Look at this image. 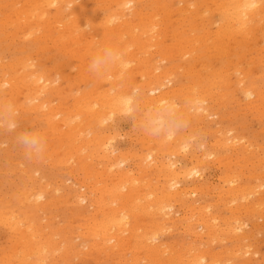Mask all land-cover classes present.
<instances>
[{
    "label": "bare ground",
    "instance_id": "1",
    "mask_svg": "<svg viewBox=\"0 0 264 264\" xmlns=\"http://www.w3.org/2000/svg\"><path fill=\"white\" fill-rule=\"evenodd\" d=\"M128 3H131V5H132V7H131V9H127V8H125V5L126 4H128ZM212 6L213 8H211L210 6ZM211 14V15H210ZM205 15H208V16H206V17H214L213 19H212V21L209 19V21L207 20L206 22H209V23H211V25H212V23L216 26V29L214 30V32H212V31H210V30H208V28H209V26H204L205 24L203 23V21L205 20ZM210 15V16H209ZM111 16H116V17H119V22L118 23H115V24H110L109 23V19H110V17ZM204 18V19H203ZM208 18H206V19H208ZM191 22H193V23H191ZM194 22H196V23H194ZM205 22V21H204ZM205 22V23H206ZM264 23V0H0V40H1V38H5V39H9V41H7V42H9L10 43V39L11 40H14L15 41V39H18V44L20 43V41L22 40V43H24V41L25 42H33V43H36V44H39L40 42H42V41H44V42H51V43H53V45H54V48L56 47H58V48H60V49H65L66 51H67V53H70L71 54V56H73L74 57V59H76V65H79V68H77V66H76V68H74L73 67V65H72V61H70V60H68L70 63H71V67H73V70L74 69H76L77 70V72H78V70H82L83 71V69H85V71H83V72H85L86 74H87V72H88V76H89V78H87V81L88 80H90V86H89V88H86L84 91H82L81 90V92L79 91H75L74 89H73V87L72 86H70V88H71V91L68 93L69 94V96H71L72 94H70V93H72L73 91H74V93H73V95H72V98H71V100H72V103L71 102H69L68 100H66V98H65V100H66V103H63V105L64 104H66V105H68V107L66 106V105H64L66 108L65 109H63V108H61V106L63 107V105H61L60 104V102L61 101H59V97H58V95H57V97H56V100L58 99V103H55L56 101H53V100H55L54 99V97L53 96H55V95H49L50 97L52 96V102H54L56 105H53V104H50V102L49 101H47L46 99H42V93H47V97H48V91H54V93L55 92H58V85H57V83H55L54 84V82L56 81H54V79H57L58 77L55 75V73H54V75L56 76V77H52L51 78V76H49L47 73H41V72H38V70L36 69V68H34V66L35 65H37V64H34V62L35 63H37L35 60H33L34 62H33V64L30 62V57H28L29 58V60L27 59V58H25V59H19V60H17V61H15L13 58V60L15 61V62H13V60H12V62H10V63H6V64H0V82L2 83V85L3 84H5V85H7V97H2L1 99H0V102H4V101H11L14 105H15V107L17 108V107H20V110H21V108H23L21 111H23L24 109H26V108H28L29 109V112L30 113H32L31 111H33V112H40L41 114H42V117H43V121H45L46 123H47V125H48V127L50 128V129H52L54 132L55 131H58V132H56L57 133V137H58V134H60L61 136H64V138L66 139V144L68 143L69 144V146H67V147H70L69 149L70 150H68V148L67 149H65V151L66 150H68V152H71V154L74 152V154H76V156H78L79 157V162L77 161V159H78V157H76V161L78 162V164H80V165H77L76 163V165L77 166H81L82 168H84L85 166H86V168H88L89 169V167H90V164L88 163V165H89V167H88V165H85V163L87 164V162H90V160L88 161L87 160V162H85L84 163V161L87 159V158H91V154L90 153H92L94 150H90L91 152L89 153L86 149L87 148H91V147H88V146H92V144H100V141L98 142V139H100V138H102V141H101V144L98 146L99 147V149L101 150V152H102V154L100 155V154H96L95 153V159H98L100 156L102 157L103 156V153H104V156L103 157H105L106 159H107V162H108V165H106V166H108V169H107V171L105 170V168L103 167L105 164H101L100 163V161H99V166H102L104 169H102V171H104V172H99L100 174H103L104 175V173H106L107 174V176L106 177H104V179L105 178H108V179H110L111 180V182L110 181H108V183L110 182V185L109 186H106V182H99L98 181V183H100V185L101 184H104L105 185V187L103 186V188H101V193H100V195H99V197L97 198L96 197V195H95V198H94V201L92 202L93 203V205H94V203H96V205L97 204H99L101 207H103L102 205H104V207L106 208V210L104 211V210H102L104 213H103V215L101 214V216H102V219L100 218L101 216L100 215H98L99 217H98V221L96 220V222H92L93 224H91V226H89V225H87V227L89 226V229H90V232H89V239L91 238L92 239V237L91 236H93V239H94V237H95V240H97V238L99 237V243H96L97 245H101L102 247H104L105 246V250L106 251H103V252H101L100 250L101 249H103V248H101V249H99L98 251L100 252H98V251H96V252H98L99 253V255L101 254V253H105L106 255H107V253L106 252H108L107 250V248H109V247H112V249H114V250H112V251H114L116 254V256H118L119 254H120V251H121V253L123 252L122 250H120V251H118V252H116L115 251V248H113V246H115V247H120L121 248V246L122 247H125V246H123V242H124V236H123V234H122V232L124 231H127L128 230V228L126 227V229H124V226H123V224H125L126 222H128V221H130L128 218H130V219H133V215L131 214V212H132V210H136L137 208L138 209H144L145 211L147 210V211H150V210H152V213L154 214V213H160L159 214V217L158 218H160L161 219V221L160 222H164L165 223V221H166V219L169 217V216H167L168 215V213L165 211V208H172V202L173 201H175L174 203H178V200H175L176 198H179V201H181V200H184L185 201V197H187V196H196V194L198 193V189L200 190V187L199 188H197L196 189V187L195 188H186V187H184V186H182L181 185V181H180V179L181 178H183V177H194V176H198V177H202V173H201V168L200 169H198V164H197V162H198V158L200 157V156H198V154L196 155V152H194V153H192L191 155H189V157H188V155H187V160L185 161V164L186 165H188V164H191L192 166L190 167H186L185 166V164L183 165V166H181L180 164L182 163H180L179 164V159L177 158V159H170V157H168L165 161L163 160V159H159V156L156 154L157 152H154V150L156 151L157 149H159L160 150V153L162 154V153H164L165 151H161V149L164 147V146H168V147H171L173 144H175V146L174 147H176V149H174V147L172 148V150L174 149V150H178L177 149V146H179V143H180V145H181V151H182V149L184 150V151H188V149L187 150H185V147H184V144H185V137L183 138V137H180V136H177V137H175L173 140H171V141H167V142H165V141H162V140H159V139H156V138H154V137H151V136H149V135H147V134H145L146 135V137H147V141H148V144L149 143H153L154 144V148L153 149H149V148H147V150L146 151H148V152H146V155L144 156V158H143V156L141 157V154H140V159L142 160V158H143V161H141L140 160V162L142 163V162H145L144 164L142 163V165H139V166H137V168L135 167V168H133V167H130V165H127L126 167H122L121 165L122 164H120V163H122L123 161H124V159H125V157H123L124 155H126V154H124V153H122V154H120V152H119V155H115L114 154V151H115V149L114 148H111V149H108V146L106 145V142L105 141H103L104 139L103 138H108V137H101L100 136V138L98 137L99 135H98V132H94L95 131V127H94V131H93V126L94 125H92V123H97L98 124V126H99V124H102V123H104L105 121H107L108 120V118H110L111 116H112V114L114 113V112H119L118 111V108H117V104H116V99H117V96H119V95H127V94H130V92L128 93V91H127V89H129V88H132V90L134 89V88H139L141 91H146V93L147 94H150L151 96H149V99H146V100H144V103H142L141 102V104H144V105H147V106H151L153 103H156V102H158L159 100H161V99H165V98H169L170 96H171V98H172V96L173 95H176L177 96V94H179V95H181V93H179V91L178 90H182L181 88L184 86V84H181L182 85V87L181 88H179L181 85H178V87H177V89H175V88H173L174 87V83H173V78H172V76H170V73L171 72H169V70L167 69H164V68H162L161 69V66H160V63L162 62V61H164V60H167V58L169 57V56H171V55H175V53L174 54H172L171 53V51L174 49V48H177L176 50L177 51H179V54H177V55H179V56H181V55H185V54H189V53H191L192 52V54L194 53L193 52V50H195V48H193L194 46H193V43L196 41V42H201V41H205L206 42V40H211V42H213L214 43V45L215 46H213L214 47V49H217V51L218 52H220L221 53V55H222V52L224 53V51H227V50H225V46H224V44H223V48L221 47V43L224 41L225 42V39L227 40V39H229V38H234L235 40H236V38L237 37H239V38H246L247 39V37H249V36H251V37H253L255 34H253V36L252 35H250L251 34V32L252 31H254L255 29L257 30V28L259 27V26H263V28H264V25H262ZM207 25H208V23H206ZM187 25H189V27H187ZM88 26H90V28H89V30H87V31H83V29L82 28H86V27H88ZM213 27V26H212ZM258 31V30H257ZM261 34H262V32H260ZM261 34H259V32H258V34H257V36L259 35V36H261L260 37V40H264V35L262 36ZM264 34V33H263ZM237 36V37H236ZM241 36V37H240ZM259 36H258V38L257 39H259ZM167 38H169V39H171V41H170V43L169 44H166V43H164V41H165V39H167ZM4 39V40H5ZM230 39V40H231ZM253 39V38H252ZM17 41V40H16ZM15 41V42H16ZM234 41V40H233ZM232 41V44H234V43H236L237 44V42L235 41V42H233ZM249 41V40H248ZM258 41V40H257ZM6 42V43H7ZM13 42V41H12ZM167 42V41H166ZM195 42V43H196ZM205 42H201V43H203L202 45H204L205 44ZM210 42V41H209ZM229 42H231V41H229ZM229 42H227L226 44H227V46L229 47V45H231V46H233L232 44H230ZM264 42V41H263ZM17 43V42H16ZM194 43V45H197V43L195 44ZM229 43V44H228ZM238 43H239V41H238ZM256 43V41L253 43V44H255ZM1 44V43H0ZM8 44V43H7ZM15 44V43H14ZM18 44H17V46H18ZM252 44V43H251ZM257 44V43H256ZM255 44V45H256ZM261 44V43H260ZM19 45H21V44H19ZM23 45V47H24V45H27V43H24V44H22ZM31 45V44H30ZM46 45V44H45ZM51 45V44H50ZM200 45V44H199ZM249 46H250V43L248 44ZM248 45H246V46H248ZM263 45V44H262ZM2 46H3V44H2ZM35 46V45H34ZM48 46V45H47ZM98 46H111V47H114V48H116V49H118V50H120V51H122L123 53H124V58L127 60V61H129L130 63H131V67H129L124 73H123V75H121V72H120V69L119 68H114V69H112L105 77H103V78H99V77H97V76H95L92 72H90L89 71V63H90V60H91V57L95 54V52H96V50H97V48H98ZM201 46V45H200ZM227 46H226V48H227ZM230 46V47H231ZM234 46H235V44H234ZM237 46H239L238 44H237ZM245 46V45H244ZM241 47V49L242 48H245V47ZM253 46V45H252ZM252 46H250L249 48H252ZM261 48H262V46L261 45H259ZM258 45H257V47L258 48H260ZM264 46V45H263ZM10 47V46H9ZM16 47V46H15ZM21 47V46H20ZM30 47V46H29ZM150 47H153V50H154V53H155V55L154 54H152L151 56H149L150 54L147 52V49L148 50H150L149 48ZM14 48V47H13ZM18 48V47H17ZM50 47H48V49H49ZM54 48L52 47V49L54 50ZM57 48V49H58ZM198 48V47H197ZM236 48V47H235ZM234 47H233V50L235 49ZM238 49H239V47H237ZM253 48H254V46H253ZM252 48V49H253ZM19 49V48H18ZM21 50H23L22 48H20ZM29 49H31V48H29ZM28 49V50H29ZM34 49V48H33ZM45 49V48H44ZM56 49V50H57ZM152 49V48H151ZM211 49V47H209V50ZM213 49V50H214ZM238 49H236V50H238ZM245 49H247V48H245ZM244 49V50H245ZM15 50H17V49H15ZM14 50V51H15ZM24 50H25V48H24ZM146 51V53H148V54H145L144 52V55L146 56H149V57H145L144 55L143 56H141V51ZM230 50H232L231 48H230ZM240 50V49H239ZM239 50H238V53H240L239 52ZM243 50V49H242ZM251 49H247V50H245V51H250ZM254 50V49H253ZM257 50V49H256ZM31 51H32V49H31ZM34 51V50H33ZM32 51V52H33ZM36 52L37 51H39V50H35ZM51 51V50H50ZM61 51V50H60ZM65 51V52H66ZM152 51V50H151ZM241 51V50H240ZM3 52V51H2ZM53 52V51H52ZM64 52V53H65ZM139 52V53H138ZM141 52V53H140ZM199 52H200V50H199ZM228 52V51H227ZM227 52H225L228 56L229 55H231V54H228ZM231 52V51H230ZM236 52V51H235ZM252 53H253V55H254V51H251ZM256 52V51H255ZM5 53V52H4ZM48 53V52H47ZM61 52H59L58 54H60ZM196 53H198V52H196ZM219 53V54H220ZM232 53V52H231ZM238 53L236 54V56L235 57H237L238 56ZM0 54H2V53H0ZM16 54V53H15ZM24 54V53H23ZM29 54H30V51H29ZM34 54V53H33ZM49 54V53H48ZM57 54V53H56ZM181 54V55H180ZM192 54H190V55H192ZM208 54V53H207ZM245 54H246V52H245ZM248 54H250V53H248ZM256 54H258L259 55V53H258V51H257V53ZM256 54H255V59H258L257 57H256ZM262 54V53H261ZM26 55H27V53H26ZM37 56H39V54H36ZM45 55H47V54H45ZM52 55H53V53H52ZM65 55V54H64ZM187 56L188 58H190V61H191V58L195 55V53L193 54V56L191 57V56ZM221 55H218L219 57H221ZM240 55V54H239ZM1 56H3V55H1ZM12 56V55H11ZM31 56V55H30ZM43 56V55H42ZM55 56V55H54ZM60 56H61V54H60ZM59 56V57H60ZM63 56V55H62ZM66 56V55H65ZM155 56H156V58H157V56H158V59H155ZM186 56H184V58L183 59H185L184 60V62H186L187 63V61H189V60H186ZM200 56V55H199ZM198 56V57H199ZM223 56V55H222ZM232 56V55H231ZM244 56H247V55H244ZM249 56H251V55H249ZM249 56H247L248 58H250ZM264 56V55H263ZM20 57V56H19ZM32 57V56H31ZM35 57V56H34ZM44 57H46V56H44ZM49 57V56H48ZM47 57V58H48ZM209 57H212V55H210ZM240 57V56H239ZM261 57H262V55H261ZM33 58V57H32ZM50 58V59H49ZM48 59H46V60H49L50 62H51V57H49ZM64 57H62V59H63ZM87 58V59H86ZM179 58H181V57H178V59ZM200 58H201V56H200ZM203 58H205L206 59V57L203 55ZM203 58H201L202 60H203ZM229 59L230 58H232V57H228ZM234 58V57H233ZM233 58L231 59L233 62L235 61V60H233ZM242 58V57H241ZM251 58H252V56H251ZM250 58V59H251ZM253 58V59H254ZM263 58V57H262ZM67 59V58H66ZM177 58H176V60H178ZM182 59V58H181ZM181 59H179V60H181ZM194 59H195V57H194ZM199 59V58H198ZM221 59V60H220ZM219 60L222 62V63H225L224 61H222V60H224L222 57L220 58ZM252 59V60H253ZM261 59V58H260ZM32 60V59H31ZM40 60H42L41 58H40ZM46 60H44V61H46ZM71 60H73V59H71ZM172 60V59H171ZM179 60H178V62H179ZM200 60V59H199ZM212 59H210L209 58V60L208 61H211ZM230 60V61H231ZM239 60V59H238ZM245 60H247V59H245ZM10 61V60H9ZM37 61H39V60H37ZM49 61H47L48 63H49ZM55 61V60H54ZM64 61H65V59H64ZM168 62L170 61V60H167ZM173 61H175V60H173ZM182 61V60H181ZM207 60H206V62H208ZM237 61V60H236ZM235 61V62H236ZM241 61V60H240ZM251 61V60H250ZM255 61V60H254ZM257 61V60H256ZM256 61L255 62H253L254 64L256 63ZM258 61H260V60H258ZM46 62V63H47ZM53 62V61H52ZM58 63V60L57 61H55V63ZM62 61H60L59 63H61ZM165 62V61H164ZM177 62V61H176ZM176 62H173V63H176ZM177 62V63H178ZM184 62H179V63H183V65L185 64ZM197 62V61H196ZM195 62V63H196ZM204 63L205 65H208L207 63ZM217 63L219 62V61H216ZM229 62V61H228ZM239 62V61H238ZM47 63V64H48ZM54 63V62H53ZM68 63V62H67ZM78 63V64H77ZM167 63V62H166ZM176 63V64H177ZM210 63H213V62H210ZM209 63V64H210ZM243 62H241V64H242ZM52 64V63H51ZM64 64V63H63ZM169 64H170V62H169ZM171 64H172V61H171ZM194 64V63H193ZM203 64V63H202ZM233 64V63H232ZM245 64H247V63H245ZM253 64V65H254ZM34 65V66H33ZM190 65V64H189ZM192 65V64H191ZM196 65V64H195ZM197 65H199L198 63H197ZM219 65V64H218ZM228 65H229V63H228ZM235 65V64H234ZM240 65V62H239V64H238V66ZM256 65V64H255ZM257 65H259V64H257ZM38 67H39V65H37ZM48 66H50V65H48ZM52 66V65H51ZM54 66V65H53ZM74 66H75V64H74ZM169 66H171V65H169ZM168 66V67H169ZM180 66V65H179ZM194 65H192V67H193ZM201 67H203L204 65H200ZM209 66H211V64L210 65H208V67L206 68V66H204L203 68L205 69V71L206 70H208V68H209ZM236 66H237V64H236ZM235 66V67H236ZM234 67L235 68V71L236 72H233V73H235V75H237V77H239L240 76V74H239V76H238V74H237V72L239 71V70H242V69H238L239 67ZM243 66V65H242ZM246 66H248V65H246ZM249 66H250V63H249ZM259 66H261V65H259ZM36 67V66H35ZM54 67H56V66H54ZM164 67V66H163ZM188 67V66H187ZM191 67V66H190ZM220 67V66H219ZM221 67H223V65L221 66ZM227 67V66H226ZM251 67V66H250ZM249 67V68H250ZM255 67H257V66H255ZM81 68V69H80ZM166 68V67H165ZM173 68V67H172ZM194 69H195V71H193V73H196V70H197V68H198V66H194L193 67ZM200 68V67H199ZM224 68V67H223ZM229 68H230V66H229ZM229 68H227V69H229ZM248 68V69H249ZM69 69H70V67H69ZM164 69V70H163ZM174 69V68H173ZM182 69H184V67H182ZM185 69H187V68H185ZM216 69V68H215ZM251 70H252V68H250ZM261 69H264V68H262L261 67ZM56 69H53V71H55ZM66 70H67V68H66ZM72 70V69H71ZM70 70V73H72V71ZM75 70V71H76ZM175 70V69H174ZM177 71H178V68L176 69ZM175 70V71H176ZM180 70H181V68H180ZM214 70V69H213ZM217 70V69H216ZM223 70V69H222ZM230 70V69H229ZM52 71V70H51ZM63 71V70H62ZM68 71V70H67ZM66 71V72H67ZM75 71L73 72V73H75ZM186 71H188V70H186ZM199 71V70H198ZM197 71V72H198ZM200 71L203 73V71L200 69ZM199 71V72H200ZM210 71V73H211V70H209ZM226 71H228V70H226ZM57 73L59 72V71H56ZM83 72H82V74H83ZM185 72V71H184ZM183 72V74H185ZM190 72L192 73V71L190 70ZM199 72H198V74H199ZM254 72V71H253ZM261 72H263V71H261ZM51 73V72H50ZM175 73V72H174ZM180 73H181V71H180ZM212 73H213V71H212ZM211 73V74H212ZM223 73V72H222ZM221 73V74H222ZM231 73V72H230ZM239 73H240V71H239ZM247 73V72H246ZM259 73V72H258ZM80 74H81V72H80ZM209 74V73H208ZM263 74V73H262ZM58 75V74H57ZM76 75V74H75ZM74 75V76H75ZM139 76V77H137V78H141V77H143L142 78V81H141V79L140 80H133L134 79V77L135 76ZM179 75H181V74H179ZM228 75H229V72H228ZM228 75L226 76V73H225V76L226 77H228ZM232 75V74H231ZM246 75H248V74H246ZM246 75H245V77H246ZM252 75V74H251ZM258 75V74H257ZM260 75H261V73H260ZM78 76H79V72H78ZM177 76V75H176ZM182 76V75H181ZM209 76V75H208ZM218 76V75H217ZM263 76V75H262ZM82 77V76H81ZM87 77V75H85V78ZM109 77H111V78H109ZM203 78H204V76H202ZM202 77H200V78H202ZM224 76H222V78H223ZM236 77V76H235ZM249 77V76H248ZM258 77V76H257ZM260 77V76H259ZM264 77V76H263ZM83 78V77H82ZM84 78V79H85ZM181 78V77H180ZM200 78H198L199 80L198 81H200L201 79ZM221 78V79H222ZM229 78V77H228ZM233 76H231L230 77V79L233 81ZM244 78V76H241V77H239V78H235L234 79V82H236V83H238V84H241L242 86H240L239 88H241V91L240 90H238V86L236 87V89L240 92V94L242 93L243 94V96H244V98L246 99V94L247 93H249V92H251L252 94H253V97H257L258 99L259 98H263L262 97V90H260L261 91V93H258L257 91V93L253 90V88H251L250 86H255V85H250V86H246V84H244L243 82L245 81L246 82V78H245V80L243 79ZM256 78V77H255ZM175 79V78H174ZM192 79V78H191ZM206 79V78H205ZM210 79H211V77H210ZM221 79H219V80H221ZM224 79H225V77H224ZM74 80H76V79H74ZM79 80H80V78H79ZM180 80H183L182 78L180 79ZM226 80L227 81H229L227 78H226ZM251 80V79H250ZM63 82H64V80H62ZM78 81V80H77ZM86 81V82H87ZM202 81V80H201ZM200 81V82H201ZM231 81V82H232ZM253 81V80H252ZM57 82V81H56ZM60 82V81H59ZM76 82V81H75ZM83 81H81V82H78L79 83V85L82 83ZM103 82H108V84H109V87L107 86V87H105V88H107V89H102V87H101V83H103ZM184 82H186V81H183V83ZM203 82V81H202ZM201 82V83H202ZM217 82V81H216ZM68 83V82H67ZM215 83V82H214ZM227 83V82H226ZM60 84H62L61 82H60ZM77 84V83H76ZM75 84V85H76ZM87 84H88V82H87ZM107 84V85H108ZM177 84V83H176ZM175 84V85H176ZM189 84H191V82L189 83ZM211 84V83H210ZM222 84V83H221ZM221 84H219L218 86H220ZM224 84V83H223ZM228 84H229V82H228ZM231 84V83H230ZM233 85H234V83H232ZM2 85H0V87L2 88V87H4V86H2ZM105 86H106V84H104ZM196 85V84H195ZM198 85V84H197ZM197 85H196V87H197ZM201 86L203 85V83L202 84H200ZM216 85V84H215ZM215 85H213V86H215ZM226 85V84H225ZM61 86V85H60ZM81 86H82V84H81ZM187 86H188V84H187ZM193 86V85H192ZM229 86V85H228ZM234 86H236V84L234 85ZM234 86H232V87H234ZM63 87V86H62ZM65 87V86H64ZM83 87V86H82ZM81 87V88H82ZM186 87V86H185ZM189 87V86H188ZM194 87V86H193ZM260 87V86H259ZM264 87V86H263ZM1 88H0V91H1ZM66 88V87H65ZM84 88V87H83ZM190 88V87H189ZM188 88V89H189ZM192 88V87H191ZM190 88V89H191ZM200 88V87H199ZM203 88H204V90L207 88L206 86H203ZM202 87H201V89H203ZM215 88V87H214ZM221 88V87H220ZM229 88V87H228ZM112 89H115L116 90V94L115 95H113L112 94V92H111V90ZM185 89V88H184ZM194 88H192L191 89V91H190V93L192 94V90H193ZM207 89H209V88H207ZM218 90H219V88H217ZM235 89V88H234ZM264 89V88H263ZM61 90H62V92H63V89L61 88ZM67 90V89H66ZM66 90L64 89V92L66 93ZM67 90V91H68ZM73 90V91H72ZM79 90H80V88H79ZM187 90V89H186ZM196 90H198V88L196 89ZM204 90H202L203 92H206V90L204 91ZM209 90H213V89H209ZM208 90V91H209ZM216 90V89H215ZM225 90V89H224ZM237 90H236V92H237ZM60 91V90H59ZM194 91V90H193ZM198 91H200V90H198ZM197 91V92H198ZM228 91V90H227ZM78 92V93H77ZM176 92H178V93H176ZM181 92H185V90H183V91H181ZM186 92H189L188 90L186 91ZM201 92V91H200ZM212 92V91H211ZM223 92V91H222ZM221 92V93H222ZM225 92V91H224ZM223 92V93H224ZM235 92V93H236ZM1 93V92H0ZM51 93H53V92H51ZM195 93V92H194ZM206 93H208V92H206ZM205 93V94H206ZM220 93V94H221ZM226 93V92H225ZM2 94H3V92H2ZM58 94H61V91H60V93H58ZM147 94L145 95V93L143 94V95H145V97L147 96ZM184 94V96H187V93L185 94V93H183ZM199 94V93H198ZM201 94H203V95H205L204 93H202L201 92ZM212 94V93H211ZM233 94H234V92H233ZM240 94H238V96L240 95ZM241 94V95H242ZM5 95V94H4ZM197 96V95H195L194 96V99L190 96V98H192L193 99V101L195 100H197V102H193L192 100H190V103L192 104V102L194 103V105H193V108L194 109H192V110H196V111H194V112H197L198 114H200L203 110V114H205L206 115V112H205V109L206 108H209V107H206V104L204 105V106H202L201 105V102H203L205 99H206V96H205V98H204V96ZM208 95H210V94H208ZM214 95H215V93H214ZM227 95V94H226ZM240 95V96H241ZM60 96V95H59ZM183 96V97H184ZM211 96V95H210ZM209 96V97H210ZM221 96V95H220ZM223 96V95H222ZM231 97H233L232 95H230ZM237 96V97H238ZM239 96V97H240ZM44 97H45V95H44ZM144 97V96H143ZM148 97V96H147ZM178 97V96H177ZM183 97H181V98H183ZM208 97V96H207ZM208 97V98H209ZM226 96H224V98H225ZM234 97H236L235 95H234ZM236 98V99H240L241 100V98ZM46 98V97H45ZM61 98H62V96H61ZM226 98H228V99H230V100H232L230 97H226ZM70 99V98H69ZM144 99V98H143ZM211 99V98H210ZM216 99H217V97H216ZM243 99V98H242ZM264 99V98H263ZM262 99V100H263ZM49 100V99H48ZM142 100V99H141ZM183 100V99H182ZM219 101H220V99H218ZM221 100H223V99H221ZM235 100V99H234ZM248 102L249 101H251L252 102V100L251 99H246ZM257 100V99H256ZM255 99H254V101H255V104H256V102L258 101H256ZM261 100V99H260ZM260 101L261 103L264 101ZM28 101H32V103H28ZM68 101V102H67ZM192 101V102H191ZM219 101H218V103H219ZM233 101V100H232ZM237 101V100H236ZM235 101V102H236ZM247 101H243V102H245V104H246V102ZM205 102V101H204ZM238 102V101H237ZM250 102V103H251ZM259 102V101H258ZM257 102V103H258ZM69 103V104H68ZM198 103V104H197ZM254 103V102H253ZM264 103V102H263ZM261 104V105H264V104ZM204 104V103H203ZM248 104V103H247ZM212 105H214V104H212ZM248 105H250V104H248ZM248 105H243V106H248ZM252 105L253 104H251V107H252ZM258 105V104H257ZM143 105H141V107H142ZM208 106V105H207ZM259 106H260V103H259ZM26 107V108H25ZM189 107H191V105L189 106ZM242 107V106H241ZM249 107V106H248ZM192 108V107H191ZM190 108V109H191ZM262 108V107H261ZM264 108V107H263ZM262 108V109H263ZM19 109V108H18ZM220 109V108H219ZM250 108H248V110H249ZM254 110L253 111H255L256 109H258V107H256V108H253ZM17 110V109H16ZM31 110V111H30ZM208 110V109H207ZM245 110V109H244ZM252 110V109H251ZM26 111V110H25ZM199 111H201V112H199ZM216 111V110H215ZM259 111V110H258ZM261 111V110H260ZM264 111V110H263ZM192 112V111H191ZM190 112V114L192 115V113ZM193 112V113H194ZM205 112V113H204ZM225 112V111H224ZM230 112V111H229ZM242 112V111H241ZM240 112V113H241ZM244 112H247V110L246 111H244ZM251 111H249V113H250ZM262 112V111H261ZM16 113H18V112H16ZM22 113H24V112H22ZM21 113V114H22ZM29 113V114H30ZM117 113H115V115H116ZM190 114H188V115H190ZM197 114V115H198ZM202 114V113H201ZM208 114V113H207ZM210 114V113H209ZM208 114V115H209ZM212 114V113H211ZM245 114H247V113H245ZM256 114V113H255ZM258 114V113H257ZM259 114H261V113H259ZM258 114V115H259ZM24 115V114H23ZM27 115V114H26ZM32 114H30V116H31ZM190 115V116H191ZM195 115V114H194ZM197 115H195V116H191V117H193L194 119H195V117L197 116ZM207 115V116H208ZM238 115H240V114H238ZM244 115V114H243ZM257 115V116H258ZM57 116H59V118H57ZM117 116V115H116ZM199 116V115H198ZM198 116H197V118H198ZM217 116H218V114H217ZM220 116V115H219ZM261 116V115H260ZM40 118H41V116H39ZM118 117V116H117ZM201 117V116H200ZM203 117V116H202ZM201 117V119H203ZM206 117V116H205ZM211 117V116H210ZM209 117V118H210ZM215 117H216V115H215ZM221 117V116H220ZM219 117V118H220ZM223 117V116H222ZM247 117H249V116H247ZM253 117H256V116H254L253 115ZM261 117H263V116H261ZM260 117V118H261ZM23 118H25V117H23ZM27 119H28V116L26 117ZM125 118V117H124ZM127 118H129V117H127ZM118 119H120L121 120V122H122V119H121V117L120 118H118ZM129 119H131V118H129ZM192 119V118H191ZM199 119V118H198ZM246 119H248V118H246ZM250 119H252L253 120V118H250ZM262 119V118H261ZM29 120V119H28ZM249 120V119H248ZM255 120V119H254ZM253 120V121H254ZM260 120V119H259ZM17 121V120H16ZM34 121V120H33ZM42 121V122H43ZM124 121V120H123ZM130 121H133V120H130ZM192 120H190L189 122H191ZM206 121V120H205ZM221 121V120H220ZM222 121H224V119L222 120ZM109 122V121H108ZM116 122V121H115ZM129 122V121H128ZM134 122V121H133ZM24 123V122H23ZM110 123H112L111 121H110ZM135 123V122H134ZM138 123H140V122H138ZM137 123V124H138ZM212 123L213 122H211V125L210 126H213L212 125ZM223 123V122H222ZM255 123H257V124H255V125H258V122H256V120H255ZM34 124V123H33ZM107 124V123H106ZM113 124V123H112ZM132 124V123H131ZM196 124V123H195ZM209 124V123H208ZM220 124H221V122H220ZM246 124V123H245ZM21 125V124H20ZM108 126H109V124H107ZM122 125V124H121ZM191 125H194L193 123H191ZM28 126V125H27ZM103 126H105V124L103 125ZM112 126V125H111ZM138 126H139V124H138ZM137 126V127H138ZM196 126V125H195ZM195 126H193V127H195ZM0 127H1V125H0ZM2 127H3V125H2ZM19 127V126H18ZM21 127H22V125H21ZM29 127V126H28ZM44 127H46V126H44ZM122 127V126H121ZM128 127V126H127ZM192 127V126H191ZM197 127V126H196ZM216 127H218V126H216ZM220 127V126H219ZM264 127V126H263ZM6 128V127H5ZM25 128H26V125H25ZM124 128V127H123ZM134 128H135V126H134ZM140 128V127H139ZM215 128V127H214ZM223 128V127H222ZM258 128V127H257ZM1 129H4V128H1ZM136 129V128H135ZM197 129V128H196ZM221 129V128H220ZM225 129V128H224ZM22 130H23V128H22ZM47 130V129H46ZM109 130V129H108ZM114 130V129H113ZM127 130V129H126ZM215 130H217V129H215ZM226 130L228 131V129L226 128ZM226 130H224L223 132L225 133V131ZM254 130H255V128H254ZM28 131H29V129H28ZM45 131V130H44ZM47 131H50V132H48L49 133V135L50 134H52V132H51V130H47ZM47 131H45L46 133H47ZM98 131V130H97ZM117 131V130H116ZM125 131V130H124ZM210 131V130H209ZM39 132V131H38ZM107 132V131H106ZM139 132V131H138ZM137 132V133H138ZM198 132V131H197ZM205 132H208V131H205ZM211 132V131H210ZM210 132H208V133H210ZM231 132V131H230ZM45 133V134H46ZM100 134H101V132H99ZM103 133V132H102ZM134 133V132H133ZM140 133V132H139ZM143 133V132H142ZM211 133H213V132H211ZM215 133H216V131H215ZM220 133V132H219ZM219 133H217V134H219ZM227 133V132H226ZM262 133V132H261ZM43 134H44V132H43ZM105 134V133H104ZM123 134V133H122ZM125 134V133H124ZM123 134V135H124ZM135 134V133H134ZM217 134H216V136H217ZM244 134H246V133H244ZM49 135L48 134H46V135H43L44 136V138H45V136L47 137L48 136V140H49ZM53 135V134H52ZM52 135H50L51 136V138H52ZM112 135V136H111ZM110 136H109V138L110 139H108V140H112V139H114V136L115 135H113V134H111ZM125 135H127V134H125ZM130 135H132V134H130ZM136 135V134H135ZM134 135V136H135ZM219 135H221V134H219ZM218 135V136H219ZM228 133H227V137H225L224 135V137H225V140H223L224 139V137H221V136H219V137H221V139L223 140V141H218V140H215V143H217V145H221V146H223V148H225L224 146H226L228 143V145L230 146H233V144H235L236 142H237V138L236 137H228ZM230 135H231V133H230ZM106 136V135H105ZM116 136H117V134H116ZM115 136V137H116ZM217 136V137H218ZM246 136V135H245ZM257 136H258V134H257ZM262 136H263V133H262ZM56 137V134H55V137L54 138H56V139H58ZM113 137V138H112ZM120 137H122V136H120ZM126 137V136H125ZM128 137V136H127ZM137 137V136H136ZM251 137V136H250ZM264 137V136H263ZM50 138V139H51ZM123 138V137H122ZM129 138V137H128ZM140 139H141V137H139ZM143 138V137H142ZM205 138V137H204ZM247 138V137H246ZM55 139V140H56ZM117 140H118V138H116ZM131 139V138H130ZM239 139H240V137H239ZM243 139V138H242ZM241 139V140H242ZM262 139H264V138H262ZM262 139H260V140H262ZM3 139H1L0 140V142L2 141ZM55 140H53L52 139V141L54 142ZM119 140H121V138L119 139ZM134 140V139H133ZM229 140V142L227 143V141ZM244 140H245V137H244ZM243 140V141H244ZM6 141V140H5ZM107 141V140H106ZM116 141V140H115ZM114 141V142H115ZM129 141V140H128ZM138 141H140V140H138ZM138 141H137V145H139L138 144ZM256 141V140H255ZM3 142V141H2ZM8 142V141H7ZM50 142H51V140H50ZM57 142V141H56ZM60 142V141H59ZM62 142V141H61ZM117 142V141H116ZM115 142V143H116ZM132 142V141H131ZM135 142V141H134ZM141 142H143V141H141ZM146 142V141H145ZM212 142V141H211ZM63 143V142H62ZM129 143V142H128ZM140 143V142H139ZM176 143H178V145L176 146ZM209 143V142H208ZM208 143H206V144H208ZM213 143V142H212ZM211 143V144H212ZM238 143H239V140H238ZM238 143H237V145H238ZM240 143H242L241 141H240ZM239 143V144H240ZM244 143V142H243ZM242 143V144H243ZM249 143V141H247V144ZM263 143V142H262ZM3 144H6V143H3ZM108 144V143H107ZM109 144H111L110 142H109ZM108 144V145H109ZM114 144V143H113ZM141 144V143H140ZM143 144V143H142ZM142 144H141V146H142ZM145 144V143H144ZM241 144V145H242ZM250 144H252V141L250 142ZM48 145V146H47ZM46 146L47 147H45V149L47 150V148L48 147H50V144H47ZM59 145V143L57 142V146ZM133 145H135L134 143H133ZM151 145V144H150ZM215 145V144H214ZM216 145V146H217ZM246 145V144H245ZM260 145V144H259ZM3 145L1 144V147H2ZM8 146V145H7ZM53 147H54V145H52ZM56 146V147H57ZM117 146H118V144H117ZM143 146H145V145H143ZM143 146L142 147H140V148H142L143 149ZM146 146H148L147 144H146ZM215 146V147H216ZM228 146V147H229ZM235 146V145H234ZM233 146V147H234ZM247 146V145H246ZM252 145H250V146H248V147H245V150L246 151H248L247 149L249 148V151L251 150V147ZM261 146V145H260ZM263 146V145H262ZM261 146V147H262ZM0 147V148H1ZM53 147L52 148H50L51 150H53ZM95 147V146H94ZM97 147V146H96ZM119 147V146H118ZM134 147V146H133ZM167 147V148H168ZM180 147V146H179ZM214 147V149H216ZM218 147V146H217ZM227 147V146H226ZM232 147V148H233ZM236 147V146H235ZM234 147V148H235ZM59 147H57L56 149H58ZM140 148H138V149H140ZM145 148V147H144ZM192 148V147H191ZM222 148V147H221ZM222 148V149H223ZM231 148V147H230ZM247 148V149H246ZM256 148V147H255ZM260 148V147H259ZM55 149V148H54ZM120 149V148H119ZM166 149V148H165ZM169 149V148H168ZM171 149V148H170ZM204 149V148H203ZM206 149V148H205ZM222 149H221V151H222ZM253 149V148H252ZM260 149H262V148H260ZM58 150H60L62 153H64V148H62L61 149V146H60V149H58ZM100 150H98V151H100ZM131 150H132V148H131ZM137 150V149H136ZM173 150V151H174ZM180 150V149H179ZM179 150H178V152L177 151H175V154H176V152L177 153H179ZM193 150V149H192ZM227 150V149H226ZM244 150V151H245ZM257 150V149H256ZM54 151V153L56 152L55 150H53ZM52 151V152H53ZM59 151V152H60ZM82 151H84V152H88V154H86L85 155V153H84V155L82 156V155H80L79 156V154H81L82 153ZM126 151V150H125ZM145 151V150H144ZM171 151V150H170ZM173 151H171V153L173 152ZM202 151V150H201ZM204 151H206V150H204ZM216 151V150H215ZM220 151V150H219ZM221 151H220V153H221ZM229 151V150H228ZM244 151H242V152H244ZM253 151V150H252ZM60 152V153H61ZM67 152V153H68ZM94 152H97V151H94ZM118 152V151H117ZM141 152V151H140ZM167 153H168V150L166 151ZM165 152V155L167 154ZM200 152V151H199ZM206 152H209V151H206ZM205 152V153H206ZM224 152L226 153V155H228V153L224 150ZM251 152V151H250ZM254 152H256L255 150H254ZM47 154V152L45 151V152H43V154L44 155H46ZM51 152H49V154H50ZM58 153V152H57ZM57 153H55V157L58 159V157L60 158V156H62V157H64V156H66V153H65V155L64 154H60L59 155V153L57 154ZM79 153V154H78ZM116 153V152H115ZM170 153V152H169ZM182 153V152H181ZM202 154L204 153L203 151L201 152ZM223 153V152H222ZM221 153V154H222ZM249 153V152H248ZM247 153V154H248ZM257 153V152H256ZM57 154V155H56ZM74 154H72V156L74 155ZM112 154V155H111ZM114 154V155H113ZM124 154V155H123ZM160 154V155H161ZM183 154V153H182ZM202 154H200L201 156H202ZM213 152L211 151L210 153H206L204 156H205V158L207 159L206 160V162L208 161V159H210V157H212L213 155H214V157L213 158H215L216 159V161H218L217 160V155L218 154H213ZM238 154V153H237ZM241 154V153H240ZM243 154H246V153H243ZM241 155L242 157L244 156V155ZM247 154H246V160H244V162H242V164H244V166H245V163H248V162H246L247 161V159L249 160L250 159V164H252L251 163V161H254L253 159L255 158V154L254 155H252L251 154V156L253 157V158H251V156L250 157H247ZM259 154V153H258ZM51 155H52V153H51ZM51 155H49V156H47L48 158H44L45 160L44 161H46L47 162V160L49 159L50 160V158L52 157ZM93 155V154H92ZM99 155V156H98ZM123 155V156H122ZM128 155V154H127ZM130 155V154H129ZM132 155H133V152H132ZM134 155H135V152H134ZM172 155V154H171ZM174 155V154H173ZM248 155H250V154H248ZM263 155V154H262ZM43 156V155H42ZM42 156H40V158L42 157ZM51 156V157H50ZM58 156V157H57ZM75 156V155H74ZM73 156V157H74ZM94 156V155H93ZM92 156V157H93ZM98 156V158H96ZM109 156H111V158L109 157ZM122 156V157H121ZM137 156L139 157V154H137ZM161 156H163V155H161ZM160 156V157H161ZM176 156H179V155H176ZM204 156H202V157H204ZM224 156V155H223ZM50 157V158H49ZM72 157V158H73ZM103 157L102 158H100V159H103ZM118 158V159H114V158ZM130 157V156H129ZM133 157V156H132ZM174 157V156H173ZM207 157H209V158H207ZM228 157H230L229 155H228ZM227 157V158H228ZM264 157V156H263ZM40 158H38V159H40ZM56 158L54 159V160H56ZM70 158H71V156H70ZM94 158V157H93ZM113 158V159H112ZM128 158V157H127ZM131 158V157H130ZM137 158V157H136ZM237 160H239V157L238 156H236L235 157ZM234 157H233V159H235ZM258 157H256L255 159H256V161L258 162V164L260 165V162L259 161H261L262 160V158H261V156H259V161H258V159H257ZM35 159V158H34ZM38 159H37V161H38ZM43 159V158H42ZM52 159V158H51ZM63 159H67V156L66 157H64ZM75 159V158H74ZM202 159V158H201ZM200 159V160H201ZM222 160V157H220L219 158V160ZM223 159H224V157H223ZM229 159V158H228ZM230 159H232L231 157H230ZM229 159V160H230ZM232 159V160H233ZM235 159V160H236ZM242 159V158H241ZM240 159V160H241ZM30 160L32 161V158H30ZM48 160V162H50L51 163V161H49ZM135 160V159H134ZM138 160V159H137ZM146 160V161H145ZM181 160V159H180ZM211 160V159H210ZM225 160H226V158H225ZM224 160V161H225ZM228 160V162H230ZM239 160V161H240ZM264 160V159H263ZM263 160H262V162H263ZM23 161V160H22ZM35 161V160H34ZM42 161V160H41ZM41 161L39 160L38 161V163H41ZM44 161H42V162H44ZM57 161V160H56ZM59 161V160H58ZM102 161V160H101ZM104 161H106L105 159H104ZM215 161V162H216ZM223 160H222V163L224 162ZM234 161V160H233ZM241 161H243V160H241ZM240 161V162H241ZM21 162V161H20ZM20 162H19V165H20ZM45 162V163H46ZM47 162V163H48ZM64 162H68V163H70V159H69V161H64ZM73 162V160L71 161V163ZM124 162H128V161H124ZM138 162H139V160H138ZM200 162V161H199ZM203 161L201 160V163H202ZM213 162V161H212ZM237 163H238V161H236ZM57 163V162H56ZM94 163L95 162H93V165H91V167H94ZM140 163V164H141ZM205 163V162H204ZM211 163V162H210ZM221 163V164H222ZM227 163V162H226ZM232 163H234V162H232ZM236 163V164H237ZM248 163V164H249ZM264 163V162H263ZM59 164V163H58ZM62 164V163H61ZM73 164V163H72ZM72 164H71V166H72ZM74 164V165H75ZM97 164V163H96ZM135 164V163H134ZM175 165V167H173L172 165ZM195 164V165H194ZM213 164V163H212ZM229 165H230V163H228ZM228 164H227V166H228ZM235 164V163H234ZM241 164V163H240ZM249 164V165H250ZM257 164V163H256ZM255 164V165H256ZM60 165V164H59ZM73 165V166H74ZM75 165V166H76ZM119 165V167H117ZM136 165V164H135ZM138 165V164H137ZM205 165V164H204ZM223 165V164H222ZM21 166V165H20ZM51 166V165H50ZM97 166H98V164H97ZM120 166H121V168H120ZM134 166V165H133ZM197 166V167H196ZM215 166H217V165H215ZM232 166V165H231ZM238 166H239V168H240V165L238 164ZM252 168H253V165H250ZM64 167H66V166H64ZM205 167H206V165H205ZM226 167V165L224 166V168ZM230 167V166H229ZM234 167H236L235 165H234ZM233 167V168H234ZM241 167H242V165H241ZM247 167V166H246ZM245 167V168H246ZM261 167H264V165L263 166H261ZM74 167H72V169H73ZM81 168V169H82ZM213 168V167H212ZM217 168V167H216ZM220 168V167H219ZM244 168V169H245ZM248 168H250V167H248ZM259 168V166L257 165V168H255V169H257V170H259L258 169ZM71 169V168H70ZM94 169H95V167L93 168V171H94ZM226 169H227V167H226ZM236 168H234V170H235ZM19 170V169H18ZM65 170H67V169H65ZM83 170V169H82ZM92 170V169H91ZM98 170V169H97ZM97 170H95V172H97ZM204 170V169H203ZM214 170V169H213ZM228 170V169H227ZM243 170V169H242ZM254 170V169H253ZM264 169H262V171H263ZM14 171V170H13ZM24 171V170H23ZM22 171V172H23ZM64 171V170H63ZM84 171V170H83ZM82 171V173H84ZM88 171V170H87ZM90 171V170H89ZM88 171V173H90ZM236 171V170H235ZM235 171H233V173L235 172ZM239 171V173H240V169L238 170ZM238 171L236 172L238 175H240L239 173H238ZM245 171H246V169H245ZM252 171V170H251ZM251 171H250V173H251ZM260 171V172H259ZM259 171H256V175L254 174V176H257L258 175V173L257 172H259L260 173V175H261V169L259 170ZM7 172V171H6ZM68 172V171H67ZM76 172V171H75ZM108 172V173H107ZM164 172H166V174H164ZM210 172V171H209ZM218 172V171H217ZM228 172V171H227ZM230 172H231V170H230ZM264 172V171H263ZM37 173V172H36ZM35 173V174H36ZM66 173V172H65ZM70 173V172H69ZM87 173V175H89ZM94 173V172H93ZM98 173V172H97ZM97 173H95V175L97 174ZM98 173V174H99ZM232 173V174H233ZM243 173V172H242ZM247 173V172H246ZM252 173L250 174V175H252ZM91 174V173H90ZM149 174H153V176H154V174H155V182H153L152 181V178H150V176H149ZM215 174V173H214ZM229 174V173H228ZM227 174V175H228ZM231 174V177L234 175H232ZM237 174H235L236 176H238ZM67 175H68V173H67ZM77 175V174H76ZM80 175V174H79ZM94 175V174H93ZM89 176L88 177V179L87 180H89L90 181V177H93V178H96V177H94V176ZM225 176H227L226 174H224ZM75 176V175H74ZM86 176V175H85ZM101 175H99V177H100ZM152 176V175H151ZM223 176V175H222ZM221 176V177H222ZM225 176H223V178H226L227 180H230V179H228L229 177H230V174L227 176V177H225ZM235 176V177H236ZM243 176H245V173H244V175ZM71 177V176H70ZM87 177V176H86ZM157 177V178H156ZM164 178V184H162V185H159L158 184V182L160 181V178ZM252 177H253V175H252ZM251 177V178H252ZM258 177H259V175H258ZM262 177V176H261ZM264 177V176H263ZM55 178V177H54ZM82 178L83 179H85L83 176H82ZM214 178V177H213ZM233 179H234V177H232ZM241 178H242V176H241ZM244 178H246V177H244ZM249 178V177H248ZM255 178H257V177H253V179H254V183L256 182V180H255ZM15 179V178H14ZM77 179V178H76ZM79 179V178H78ZM77 179V180H78ZM97 179V178H96ZM96 179H94V180H96ZM103 178H102V180H104ZM226 179H224V180H226ZM239 179V178H238ZM253 179L251 180V181H253ZM260 179V178H259ZM264 179V178H263ZM263 179H262V181L261 182H263ZM41 180H42V178H41ZM81 180V179H80ZM86 180V179H85ZM84 180V181H85ZM86 180V181H87ZM100 180V179H99ZM194 180V179H193ZM218 180H220L219 178H218ZM221 180H222V178H221ZM224 180H222L223 181V184H225L224 183ZM226 180V181H227ZM236 180H237V177H236ZM235 180V181H236ZM91 181L94 183V181L91 179ZM233 181V180H232ZM232 181H230V182H232ZM238 181V180H237ZM248 181V180H247ZM258 181V183H259V180H257ZM28 182V181H27ZM41 182V181H40ZM43 182V181H42ZM69 182V181H68ZM80 182V181H79ZM83 182V181H82ZM161 182V181H160ZM159 182V183H160ZM260 182V183H261ZM26 183V182H25ZM81 183V182H80ZM88 183V182H87ZM89 183H91V182H89ZM93 183H91V184H93ZM97 183V184H98ZM229 183V182H228ZM236 183V182H235ZM253 183V182H252ZM251 183V184H252ZM258 183H256L255 185H256V187H258L259 188V185H258ZM259 183V184H260ZM45 184H46V182H45ZM49 184V183H48ZM82 184V183H81ZM86 184V183H85ZM227 184V183H226ZM234 184V183H233ZM264 184V183H263ZM31 185V184H30ZM83 185V184H82ZM89 184H87V186H88ZM96 185V183H94V185H93V188L94 187H96L95 186ZM211 185H213V184H211ZM229 185H230V183H229ZM229 185H227V186H229ZM237 185V184H236ZM254 185V186H255ZM262 185V184H261ZM58 186H60V185H58ZM58 186H57V188H58ZM209 186V185H208ZM231 187H230V189L227 191L226 189H223V191L225 190L226 192H227V194H230V196H231V198H236L237 196H236V194L239 192V194H240V191H239V187H237V186H233V185H230ZM244 186H245V184H244ZM246 186H248V185H246ZM98 187V186H97ZM218 187V190L221 188L222 189V187L221 186H217ZM220 187V188H219ZM255 187V188H256ZM261 187V186H260ZM264 187V186H263ZM262 187V188H263ZM29 188V187H28ZM44 188V187H43ZM59 188H61V186L59 187ZM81 188H82V186H81ZM84 188V187H83ZM85 188H87V187H85ZM92 188V187H91ZM99 188V187H98ZM97 188V189H98ZM100 188H99V190H96V189H93V192H94V190L95 191H97V195H98V192L100 191ZM213 188H215V187H213ZM226 188H228V187H226ZM247 188H249L250 189V187H247ZM246 188V189H247ZM254 187H253V189H254V191H256V189H255ZM261 188V189H262ZM45 189V188H44ZM202 189V188H201ZM207 189H209V187H207ZM206 189V190H207ZM220 189V190H221ZM243 190V192L245 191L246 193H247V190ZM253 189H251L250 190V192H251V194L253 193V194H256L254 191H253ZM15 190V189H14ZM56 190V189H55ZM67 190V189H66ZM78 190V189H77ZM146 191L145 193H143L144 191ZM205 190V191H206ZM211 190H213V189H211V186H210V189H209V191H211ZM218 190H217V192H218ZM259 190V189H258ZM256 191V192H260V191ZM17 191V190H16ZM46 191H48L47 189H46ZM46 191H45V193H46ZM84 191H87V190H84ZM92 191V190H91ZM200 191H202V190H200ZM214 191H216V190H214ZM224 191V192H225ZM49 192V191H48ZM58 192V191H57ZM221 192H222V190H221ZM243 192H241L242 194H243ZM264 192V191H263ZM83 193V192H82ZM204 194H205V192H203ZM213 193V192H212ZM245 193V194H246ZM24 195H23V198H22V196H20L22 199H23V201L24 202H32V203H34V205L36 206V207H38L39 205H41L42 204V202H43V198H44V194H43V191H35V190H33L32 188H29L28 190H25V192L23 193ZM49 194V193H48ZM85 194V193H84ZM84 194H78V198H79V200H83V201H85V200H87L88 198H87V196H85ZM206 194H209L208 193V191H207V193ZM225 194V193H224ZM239 194H237V195H239ZM55 195H56V193H55ZM105 195H107V196H105ZM143 195V196H142ZM198 195V194H197ZM221 197H222V199L224 200L223 201V203L225 202H227L228 200H225L224 198H223V196L221 195V194H219ZM218 195V196H219ZM247 195L248 194H246L245 196L247 197ZM257 195H259V194H257ZM260 195H262V194H260ZM64 196H65V194H64ZM93 196V195H92ZM219 196V197H220ZM228 196V195H227ZM233 196V197H232ZM236 196V197H235ZM241 197H243L242 195H240ZM263 196V195H262ZM3 197V196H2ZM19 197V196H18ZM17 197V198H18ZM104 197H108L109 198V200L111 199V202H113L115 205H112V206H109V204H110V202H108V200L106 201L105 199H107V198H104ZM141 197H143V198H141ZM210 197V196H209ZM214 197V196H213ZM219 197H217V198H219ZM220 197V198H221ZM261 197V196H260ZM17 198L15 199V201L17 200ZM55 198V197H54ZM59 198H61L62 199V197H59ZM68 198H70V195H69V197ZM141 198V199H140ZM189 198V197H188ZM194 198V197H193ZM216 198V199H217ZM219 198V199H220ZM227 198H229V196L227 197ZM231 198H229V200L231 199ZM258 198V197H257ZM262 198V197H261ZM21 199V200H22ZM76 199V198H75ZM242 199H244V198H242ZM259 199V198H258ZM10 200V203L12 202L11 200V197H10V199H8L7 201H6V203L8 204V201ZM66 200H67V198H66ZM65 200V201H66ZM71 200H73V199H71ZM77 200V199H76ZM92 201L93 200V198L91 199V198H89L88 199V201ZM140 200H143V202H140L141 204H137V202L138 201H140ZM173 200V201H172ZM187 200V199H186ZM234 200V199H233ZM233 200H230V203L231 202H233ZM238 200H241V199H239L238 198ZM237 198H236V202L235 203H237ZM246 200V199H245ZM52 201V200H51ZM53 201H55V200H53ZM67 201H70V200H67ZM177 201V202H176ZM196 200L194 199V202H195ZM218 201V200H217ZM235 201V200H234ZM260 201V200H259ZM4 201H2V203H3ZM18 202V201H17ZM22 202V201H21ZM23 202V203H24ZM48 202V201H47ZM46 202V203H47ZM49 202H50V200H49ZM60 202H63V200L62 201H60ZM60 202H59V204H60ZM79 202H82V201H78V203ZM129 202H131L130 204H132L131 205V209H129L128 208V206L126 205V204H128ZM168 202H171V203H169V204H167ZM192 202V201H191ZM198 202V201H197ZM218 202H220V201H218ZM239 202V201H238ZM258 202V201H257ZM263 202V201H262ZM13 203V202H12ZM12 203H11V205H12ZM20 203V204H22V205H24V204H26V203ZM51 203V202H50ZM65 203V202H64ZM69 203V202H68ZM77 203V202H76ZM86 203V202H85ZM182 203V205L184 204L185 206H186V204L185 203H183V201L181 202ZM187 203H189L188 201H187ZM216 203V202H215ZM229 203V202H228ZM230 203H229V205H230ZM235 203H233L234 205H236ZM27 204H29V203H27ZM53 204V203H52ZM66 204H67V202H66ZM65 204V205H66ZM70 204V203H69ZM72 204V203H71ZM75 204V203H74ZM129 204V205H130ZM191 204V203H190ZM196 204V203H195ZM217 204V203H216ZM220 204L222 205V203L220 202ZM232 204V205H233ZM239 204V203H238ZM247 204V203H246ZM252 204V203H251ZM256 204V203H255ZM50 205V204H49ZM48 205V206H49ZM62 205V204H61ZM92 205V206H93ZM174 205V204H173ZM189 205V204H188ZM204 205H206V204H204ZM229 205H227V206H229ZM233 205V206H234ZM240 205H241V202H240ZM250 205V204H249ZM257 205H259V206H261L262 207V204H258L257 203ZM263 205H264V203H263ZM47 206V205H46ZM53 206V205H52ZM77 205H75V207H76ZM98 207V209H101V207ZM113 206H115V207H113ZM175 206V205H174ZM184 206V207H185ZM191 206V210L190 211H194V209H195V212L196 211H198L199 210V212H198V220H199V222H198V225H199V229H200V227H201V229H203V230H205L206 232H212V231H216V230H219L218 228H219V225H217L216 224V217H219L218 215L215 217V216H210V214L208 213H201L200 214V212H202L198 207H196L195 208V205H190ZM197 206V205H196ZM211 206H213L214 207V204L213 205H211ZM232 206V207H233ZM242 206V205H241ZM244 206V205H243ZM251 206V205H250ZM253 207H254V205H252ZM252 206H251V208H252ZM256 206V205H255ZM259 206H257L258 208H259ZM41 207V206H40ZM55 207V206H54ZM66 207V206H65ZM103 207V208H104ZM209 207H210V205H209ZM230 207V206H229ZM229 207H227L228 209H229ZM237 207V206H236ZM236 207H233V208H236ZM51 208V207H50ZM53 208V207H52ZM51 208V209H52ZM58 208V207H57ZM67 208V207H66ZM77 208V207H76ZM84 208V207H83ZM91 208V207H90ZM94 208H96V206L94 207ZM171 208H170V210H171ZM186 208H187V206H186ZM203 208V207H202ZM205 208V207H204ZM211 208V207H210ZM224 208H226V207H224ZM241 209V211H242V209L244 208V207H240ZM248 208V207H247ZM1 209V208H0ZM9 209H11V208H9ZM38 210H39V207L37 208ZM63 209H65L64 207H63ZM74 209V208H73ZM92 209V208H91ZM98 209H96V211H98ZM188 209V208H187ZM196 209H198V210H196ZM206 209V208H205ZM212 209V208H211ZM210 209V210H211ZM222 209V208H221ZM231 209V208H230ZM245 209H246V207H245ZM245 209L243 210V211H245ZM249 209V208H248ZM254 209H255V207H254ZM263 209V212H264V207L262 208ZM2 210V209H1ZM22 210V209H21ZM94 210V209H93ZM169 210V214H171V211ZM180 210V209H179ZM183 210V209H182ZM189 210V209H188ZM215 210V209H214ZM225 210V209H224ZM227 210V209H226ZM234 210H236V209H234ZM233 209H232V212L234 211ZM3 211V210H2ZM5 211H7V209L5 210ZM4 211V212H5ZM37 211V210H36ZM63 211H65V210H63ZM85 211V210H84ZM83 211V212H84ZM89 211L91 212V210L89 209ZM95 211V212H96ZM138 211H141V210H138ZM146 211V212H147ZM192 211V212H193ZM221 211V210H220ZM219 211V212H220ZM223 211V210H222ZM221 211V212H222ZM228 211H230V210H228ZM246 211H248V210H246ZM245 211V212H246ZM250 211V210H249ZM255 211V210H254ZM259 211H260V209H259ZM8 213L10 212V211H7ZM41 212V211H40ZM136 212V211H135ZM134 212V213H135ZM178 212V211H177ZM253 211H250V213H252ZM1 213V212H0ZM15 213V212H14ZM39 213V212H38ZM67 213V212H66ZM73 213V212H72ZM85 213V212H84ZM93 213V212H92ZM142 213V212H141ZM148 213V212H147ZM197 213V212H196ZM230 212H228V214H229ZM240 213V212H239ZM254 213H257V211L256 212H254ZM253 213V214H254ZM4 214V213H3ZM2 214V215H3ZM23 214V213H22ZM30 214V213H29ZM74 214V213H73ZM77 214V213H76ZM88 214V213H87ZM98 214V213H97ZM145 214V213H144ZM152 214V215H153ZM193 214V213H192ZM195 214V213H194ZM202 214H206L205 216L204 215H202ZM238 214V213H237ZM244 214V213H243ZM248 214V213H247ZM263 215L262 214V212L261 213H258L257 214V216L259 217L260 215ZM1 215V214H0ZM1 215V216H2ZM8 215H10V214H8ZM7 215V216H8ZM23 215H25V214H23ZM130 215H132L131 217H129ZM136 216H138L137 214H135ZM143 215V214H142ZM150 215V214H149ZM155 215V214H154ZM154 215L150 218L151 220H154ZM172 215V214H171ZM179 215V214H178ZM189 215H190V213H189ZM196 215H191L192 217H197ZM202 215V216H201ZM214 215H216V214H214ZM224 215V216H223ZM222 216L223 217H226L225 216V214H223ZM233 215V214H232ZM232 215H230V216H232ZM240 215V214H239ZM5 216V215H4ZM135 216V217H136ZM139 216H141V215H139ZM151 216V215H150ZM150 216H146V218H144V219H149L148 217H150ZM156 216H157V214H156ZM166 216V217H165ZM173 216V215H172ZM174 216H176V215H174ZM182 216V215H181ZM236 216V215H235ZM12 217L14 218V216L12 215ZM12 217L11 218H7L6 220L4 219V223L11 229V231L16 235V239L17 240H19V242L21 243V245L22 246H19V242L17 243L18 244V247H20V249L22 250V252H23V249H24V254L22 255V261H24V260H28L27 259V257H31L32 256V259H33V263H35V264H43L44 263V261H46L45 259H46V256H48V255H45V253H46V251H48V250H52V252L51 251H48V252H50V253H52V254H50V257H53L54 255H53V253H54V251L56 252V249L54 248L55 246L54 245H56V244H54L55 242H53V248L55 249L54 251H53V248H48V245L50 244V239L53 237V235L51 236V238H49V240L47 239V238H43V236L41 235V234H39V232H38V229L36 228H34V226H33V224L32 223H30V221L29 220H24L23 218H20V219H18V220H16L15 218V220L14 219H12ZM26 217V216H25ZM40 217V216H39ZM45 217V216H44ZM60 217V216H59ZM68 217L70 218V216L68 215ZM86 217H87V215H86ZM86 217H85V219H86ZM90 217H91V215H90ZM89 217V215H88V217L87 218H90ZM94 217V216H93ZM95 217H97L96 216V214H95ZM145 217V216H144ZM229 217V216H228ZM232 217H234V216H232ZM240 217V216H239ZM239 217L237 218V221H238V219H239ZM252 217V216H251ZM38 218V217H37ZM58 217H56V220H59V219H57ZM143 218V217H142ZM142 218H140L139 217V219H141L144 223H145V221L146 220H144V219H142ZM181 218V217H180ZM189 220H191L190 219V216H188L187 217ZM231 218V217H230ZM229 218V219H230ZM253 218H255V217H252V219ZM257 218V217H256ZM259 218H262V216L261 217H259ZM1 219H2V217H1ZM24 221H23V220ZM32 219V218H31ZM53 219V218H52ZM73 219V218H72ZM72 219H70L71 221H72ZM76 219H78V218H76ZM76 219L74 218V220L76 221ZM99 219H100V221H99ZM127 219H128V221H127ZM135 219H137V217L135 218ZM139 219H137V220H139ZM160 219H157V220H160ZM176 219H177V217H176ZM176 219H174V217H173V219H172V221L173 220H176ZM181 219H183V221H182V225L184 224V222H185V220H184V218L182 217ZM186 219V218H185ZM192 219H194V218H192ZM218 219H220V218H218ZM232 219V218H231ZM234 219V218H233ZM232 219V220H233ZM236 219V218H235ZM234 219V220H235ZM244 219V218H243ZM246 219V218H245ZM245 219L243 220V221H245ZM251 218H248V220H250ZM35 220V219H34ZM38 220V219H37ZM42 220V219H41ZM44 220V219H43ZM54 220H55V218H54ZM74 220H73V225H74ZM79 220V219H78ZM81 220V219H80ZM134 220V219H133ZM133 220H131L132 222H133ZM178 220V221H177ZM176 221L177 222H181V221H179V219H177ZM187 220V219H186ZM189 220L187 221V222H189ZM195 220H197V218L195 219ZM233 220V221H234ZM256 220H259V219H256ZM46 221V220H45ZM44 221V222H45ZM84 222H85V220H83ZM87 221V220H86ZM90 221H92V219L90 220ZM130 221V223L131 224H134V223H137V221L136 220H134L135 222L134 223H132ZM140 221V220H139ZM168 221V220H167ZM171 221V220H170ZM172 221H171V223H172ZM175 221V222H176ZM194 221V220H193ZM192 221V222H193ZM219 221V220H218ZM220 221H223V219L222 220H220ZM228 221V220H227ZM260 221H262V220H260ZM264 221V220H263ZM262 221V222H263ZM0 222H1V220H0ZM3 222V221H2ZM1 222V223H2ZM43 222V221H42ZM78 222V221H77ZM82 222V221H81ZM84 222H82V223H84ZM89 222V221H88ZM149 222V221H148ZM147 222V223H148ZM155 222V221H154ZM156 222H159V221H156ZM196 222V221H195ZM224 222V221H223ZM242 221H240V223H241ZM252 222H254V220L252 221ZM3 223V224H4ZM52 223H54V222H52ZM63 223V222H62ZM71 223V222H70ZM86 223V222H85ZM140 223V222H139ZM150 223H152V224H154L152 221L150 222ZM226 223V222H225ZM228 223V222H227ZM231 222H229V224H230ZM234 223H236V222H234ZM56 224V223H55ZM59 225H60V223H58ZM63 224H65V222L63 223ZM127 224V223H126ZM138 224V223H137ZM172 224H174L175 226L177 225L176 223H172ZM179 224V223H178ZM181 224V223H180ZM187 224V223H186ZM190 224H192V223H190ZM195 224V223H194ZM194 224H192V229H193V225ZM229 224H226V225H229ZM246 224V223H245ZM35 225H36V223H35ZM46 225V224H45ZM62 225V224H61ZM73 225L71 226V228L73 227ZM130 224H128L127 226H129ZM151 225V224H150ZM155 225V224H154ZM161 225V224H160ZM185 225V224H184ZM252 225V224H251ZM256 225V224H255ZM6 226V227H7ZM76 226V225H75ZM83 226V225H82ZM85 226V225H84ZM131 226V228H132V225H130ZM134 226V225H133ZM136 226V225H135ZM134 226V227H135ZM138 226H139V224H138ZM143 226V225H142ZM141 226V227H142ZM146 226H147V224H146ZM156 226V225H155ZM162 226V225H161ZM160 226V227H161ZM164 227H167V226H165V225H163ZM162 226V227H163ZM171 226H173V225H171ZM186 226V225H185ZM189 226H191V225H189ZM221 226V225H220ZM253 226V225H252ZM5 227V226H4ZM7 227V228H8ZM66 227V226H65ZM80 227V226H79ZM86 227V226H85ZM111 227H113V229H116L114 232H110V230H111ZM140 227V226H139ZM139 227H137V228H139ZM140 227V228H141ZM147 227H149V225L147 226ZM161 227V228H162ZM187 228H189L188 226H186ZM196 227V228H197ZM245 227V226H244ZM247 227V226H246ZM59 228V226L57 227V229ZM66 228H68V226L66 227ZM73 228H76V227H73ZM81 228V227H80ZM79 228V229H80ZM130 228V229H131ZM143 228V227H142ZM154 230H155V228L154 227H152ZM152 228H151V230H152ZM168 228V227H167ZM184 228V227H183ZM190 228V229H191ZM195 228V227H194ZM221 228V227H220ZM227 228V231H229L231 234H229L227 231H226V233L227 234H225V236L226 235H230L231 236V238H235V237H233V234L236 236V238L237 237H240V234L238 233L239 231L241 232V230H242V225L241 224H238V223H236L235 225H230V226H227L226 227ZM226 228H224V229H226ZM263 228H264V225H263ZM56 229V228H55ZM57 229L56 230H54V233L55 232H58L57 231ZM78 228H77V230H79ZM89 229H88V231H89ZM135 229V228H134ZM146 229V228H145ZM165 229V228H164ZM171 229V228H170ZM191 229V230H192ZM198 229V232H200V230ZM223 229V228H222ZM221 229V230H222ZM6 230V229H5ZM47 230H48V228H47ZM49 230H50V232H53V231H51L52 229H50L49 228ZM70 230V229H69ZM76 230V231H77ZM81 230H82V228H81ZM141 231H142V229H140ZM139 230V233L141 232ZM149 230V229H148ZM160 230V229H159ZM168 230H169V228H168ZM184 230V229H183ZM194 230V229H193ZM10 231V230H9ZM45 231V230H44ZM62 233H63V231H62V229L60 230ZM66 231V230H65ZM74 231H75V229H74ZM84 231V230H83ZM87 231V230H86ZM113 231V230H112ZM135 231H137V230H135ZM158 231V230H157ZM156 231V232H157ZM162 232H163V229L161 230ZM187 231V234L189 233L188 232V229L186 230ZM256 231V230H255ZM259 231H261V230H259ZM45 232H47V231H45ZM50 232H48V233H50ZM61 232H60V234H58V235H62L61 234ZM69 232V231H68ZM80 232H82V231H79V233ZM123 232V233H124ZM128 232H129V230H128ZM134 232V231H133ZM132 232V233H133ZM143 232V231H142ZM150 232H152V234H153V231H150ZM155 232V233H156ZM169 232V231H168ZM184 232H185V230H184ZM197 232V233H198ZM202 232V231H201ZM204 232V231H203ZM223 232V231H222ZM251 232V231H250ZM264 232V231H263ZM43 233V232H42ZM47 233V234H48ZM72 233H73V231H72ZM79 233H76V234H79ZM84 232H82V236L81 237H79V238H76V239H79V241H81L83 238V236L85 235V233L83 234ZM135 233V232H134ZM134 233H133V236H135V235H137V233L134 235ZM167 233V232H166ZM186 233V232H185ZM194 233V232H193ZM193 233H191L192 235H193ZM205 233V232H204ZM224 233V232H223ZM243 233V232H242ZM254 233V232H253ZM11 234V233H10ZM70 234V233H69ZM75 234V235H76ZM91 234V235H90ZM128 234V233H127ZM131 234V233H130ZM142 234V233H141ZM144 235H146L147 236V238H145V240L147 239V240H149V238H151V236L148 238V234H147V232H146V234L145 233H143ZM158 234H160V233H158ZM163 234V233H162ZM195 234V233H194ZM256 234V233H255ZM260 234H262V232H260ZM5 234L3 233V236H4ZM50 234H48V236H49ZM57 235V234H56ZM55 235V236H56ZM66 235V234H65ZM67 235H68V233H67ZM129 235V234H128ZM151 235V234H150ZM206 235H208V234H206ZM205 235V236H206ZM228 235V236H229ZM241 235H243L244 237H245V235L244 234H241ZM248 235V234H247ZM251 235V234H250ZM253 235V234H252ZM251 235V236H252ZM1 236V235H0ZM47 236V237H48ZM73 236V235H72ZM71 236V237H72ZM140 236V235H139ZM155 236V235H154ZM158 236V235H157ZM156 236V237H157ZM160 236V235H159ZM198 236V235H197ZM200 236H201V234H200ZM209 236V235H208ZM216 236H221V235H217V233H216ZM215 235H214V237H216ZM224 236V237H225ZM242 236V237H243ZM59 237V236H58ZM61 237V236H60ZM127 237V236H126ZM129 237V236H128ZM145 237V236H144ZM192 237V236H191ZM194 237V236H193ZM241 237V238H242ZM243 237V238H244ZM12 238H14V236H12ZM11 238V239H12ZM56 238V237H55ZM135 238H138V237H135ZM134 238V239H135ZM195 238H197V237H195ZM194 238V239H195ZM206 238H208V239H206ZM204 240L205 241H207V243H209L210 242V240H209V238L210 237H206ZM223 238V237H222ZM229 238V237H228ZM227 238V239H228ZM235 238V239H236ZM241 238H240V240H241ZM54 239V238H53ZM52 239V240H53ZM76 239H74V243L77 241ZM154 239H156V238H154ZM153 238H152V241L154 240ZM186 239V238H185ZM194 239H192V240H194ZM199 239V238H198ZM197 239V240H198ZM215 239V238H214ZM225 239V238H224ZM230 239V238H229ZM228 239V241H230ZM239 239V238H238ZM237 239V240H238ZM246 239H247V237H246ZM245 238H244V240H246ZM254 239H255V236H254ZM13 240V239H12ZM14 240H15V238H14ZM14 240H13V243H15L16 244V242H14ZM62 240V239H61ZM76 240V241H75ZM83 240H85V239H83ZM87 240V239H86ZM132 240H133V238H132ZM151 240V239H150ZM150 240H149V244H150ZM157 240V239H156ZM208 240H209V242H208ZM237 240H236V242H237ZM252 240H253V238H252ZM251 240V241H252ZM53 241H55V240H53ZM66 241V240H65ZM126 241V240H125ZM136 241V240H135ZM135 241H134V245L135 246H138V245H136L135 244ZM140 241V240H139ZM143 242H144V240H142ZM187 241H189V240H187ZM200 241H202V240H200ZM222 241H224L223 239L221 240V242ZM227 241V242H228ZM6 242H7V240H6ZM58 242V244L61 246H63V244L62 243H60L59 242V240L57 241ZM91 242H92V240H91ZM90 241H88V243H91ZM127 242V241H126ZM133 242V241H132ZM137 242V241H136ZM185 242V241H184ZM215 242H218L219 243V238H217V240L215 241ZM230 242H232V241H230ZM230 242H228L229 244H230ZM233 242H235V240L233 241ZM232 242V243H233ZM239 242V241H238ZM246 242V244H247V241H245ZM253 242V241H252ZM2 243V242H1ZM64 243V242H63ZM84 243H86L85 241H84ZM84 243H82V244H84ZM93 243V242H92ZM95 243V242H94ZM125 243V242H124ZM147 243V242H146ZM152 243V242H151ZM165 243V242H164ZM183 242H180V245L182 244ZM187 243V242H186ZM194 243V242H193ZM206 243V246L208 245ZM225 243V242H224ZM239 243H243V240H242V242H239ZM251 243V242H250ZM253 243H255V242H253ZM71 244V243H70ZM72 244H73V242H72ZM81 243H79V245H80ZM81 244V245H82ZM127 243H125V245H126ZM137 244H138V242H137ZM144 244V243H143ZM157 244V243H156ZM156 244H154V245H156ZM159 244V243H158ZM161 244V243H160ZM159 244V245H160ZM170 243H168L167 245H169ZM172 245H174L173 243H171ZM170 244V245H171ZM176 244H178V243H176ZM210 244V243H209ZM215 245H216V243H214ZM235 244V243H234ZM234 244H232V245H234ZM237 244V243H236ZM235 244V245H236ZM12 246H13V244H11ZM51 245V246H52ZM75 245H77V243H75ZM74 245V246H75ZM85 245V244H84ZM90 245H92L93 246V244H90ZM130 245V244H129ZM129 245H127V247L129 246ZM134 245H131L132 247L131 248H133V246ZM142 245V244H141ZM146 245V244H145ZM148 245V244H147ZM151 245V244H150ZM149 245V246H150ZM153 245V244H152ZM165 245V244H164ZM179 245V244H178ZM187 245V244H186ZM186 245H182V247L183 246H186ZM190 245V244H189ZM242 245V244H241ZM256 245V244H255ZM5 246V245H4ZM16 246V245H15ZM15 246H13V248L15 247ZM50 246V245H49ZM57 246V245H56ZM64 246H67V245H65L64 244ZM63 246V247H64ZM73 246V247H74ZM78 246V245H77ZM85 246H87V245H85ZM148 246V247H149ZM161 246V245H160ZM159 246V248H162V247H165V246H163V243H162V247H160ZM194 246V245H193ZM208 246H210V245H208ZM223 246V245H222ZM221 246V247H222ZM238 246V245H237ZM243 247H246V246H244V245H242ZM241 246V247H242ZM3 247V246H2ZM68 247H70V246H68ZM67 247V248H68ZM76 247V246H75ZM79 247V246H78ZM107 247V248H106ZM130 247V246H129ZM128 247V248H129ZM141 247V246H140ZM140 247H138V248H140ZM157 246H154V248H156ZM170 247V246H169ZM175 247H177V245L175 246ZM174 247V248H175ZM186 247H188V245L186 246ZM185 247V248H186ZM198 247V246H197ZM197 247H195V248H197ZM219 247V246H218ZM232 247V246H231ZM247 247H249V246H247ZM250 247H252V246H250ZM263 247V246H262ZM4 248V247H3ZM13 248H12V250H13ZM23 248V249H22ZM61 248V247H60ZM91 247H89V249H90ZM93 248H94V246H93ZM128 248H127V251H128ZM130 248V249H131ZM136 248V247H135ZM144 248V247H143ZM146 248V247H145ZM179 248V246L177 247V249ZM209 249V247H206V249L205 248H203V249H205L206 250V253H207V250ZM214 248L215 247H213V251H214ZM226 248V247H225ZM225 248H224V250H225ZM234 248H235V246H234ZM254 248V247H253ZM259 248V247H258ZM257 248V246H256V248L255 249H253L254 251H256V249H258ZM59 249V248H58ZM64 249H65V247H64ZM76 249V248H75ZM85 247L83 248V249H81L80 248V250L77 248V252L78 251H80V252H82L81 250H83V252H86L85 251ZM88 249V248H87ZM95 249V248H94ZM111 248H109V251H110V253L109 254H113L112 252H111V250H110ZM166 249H168V246H167V248ZM169 249H172V247L171 248H169ZM176 249V251L178 252V250ZM183 249L184 248H181L180 250L181 251H183ZM191 249H193V247L191 248ZM198 249H199V247H198ZM243 249V248H242ZM241 248H240V250H242ZM16 250V249H15ZM60 250V252L61 251H63L62 249H59ZM119 250V249H118ZM133 250H135L136 251V249H133ZM132 250V251H133ZM154 249H153V246H152V248H149V249H147V251L149 252V253H151V252H153V253H155V251H153ZM156 250V249H155ZM161 250V249H160ZM159 250V251H160ZM179 250V251H180ZM196 250V249H195ZM194 250V251H195ZM200 250H201V247H200ZM211 250V248L209 249V251ZM215 250H218V249H215ZM227 250V249H226ZM233 250V249H232ZM238 250H239V248H238ZM245 250V253H247V250H246V248L244 249ZM244 250H242V251H244ZM260 250V249H259ZM5 251V250H4ZM67 251H69V250H67ZM71 251V250H70ZM75 251V250H74ZM126 250H125V252H123V255H122V257L123 256H125L126 254H124V253H126L127 252ZM131 251V250H130ZM131 251V252H132ZM141 251V250H140ZM174 250L172 249V250H170V252H173ZM186 251H188V250H186ZM197 251V250H196ZM195 251V252H196ZM202 251V250H201ZM220 251V250H219ZM218 251V252H219ZM223 251V250H222ZM251 250L249 249V252H250ZM264 251V250H263ZM19 253H20V251H18ZM64 252V251H63ZM73 252V250L71 251V253ZM93 253H95V251H92ZM91 251H90V253H92ZM139 251H137V253H138ZM195 252H193L194 253V255H195ZM204 252V251H203ZM202 252V253H203ZM212 252V251H211ZM215 252V251H214ZM248 252V253H249ZM8 253H10L11 254V252L9 251ZM62 253V252H61ZM65 253V252H64ZM70 253V252H69ZM68 253V254H69ZM88 253H89V251H88ZM89 253V254H90ZM97 253V254H98ZM119 253V254H118ZM127 253H129V252H127ZM133 253H134V251H133ZM144 253V252H143ZM142 253V251H141V254H143ZM152 253V254H153ZM160 253V252H159ZM179 253H181V252H178V254ZM202 253H200V254H196L195 255V257H194V259H193V261L190 263V264H202L203 262V264H205L206 262H208V261H206V259H208V257L206 258V254L204 253V254H202ZM225 253V252H224ZM224 253H222L223 255H224ZM228 253H229V251H228ZM240 253V252H239ZM263 253V252H262ZM0 254H1V252H0ZM17 254V253H16ZM15 254V255H16ZM21 254V253H20ZM19 254V255H20ZM47 254V253H46ZM56 254V253H55ZM58 254V253H57ZM67 253H65V255H68ZM74 254H76L75 252L72 254V255H74ZM78 254V255H77ZM75 256H78V258H76V260L78 259V261H80L79 260V256L80 255H82L81 253H77ZM131 254V253H130ZM130 254H128V259H129V256H130ZM135 254V253H134ZM146 253H144V255H145ZM166 254H170V253H167L166 252ZM174 254H176V252H174L172 255H174ZM177 254V255H178ZM182 255H184L185 257H186V255L182 252L181 253ZM180 254V255H181ZM210 253L208 252L207 253V255H209ZM212 254V253H211ZM210 254V255H211ZM215 254L216 255H218L217 254V251H216V253H213L212 255H214L215 256ZM220 254V253H219ZM226 254H227V252H226ZM226 254L224 255V256H226ZM242 254V253H241ZM257 255H261V254H258V253H256ZM9 255V254H8ZM8 255H7V257H8ZM13 255V258L14 259H16L14 256V254H12ZM51 255H53V256H51ZM71 255V254H70ZM70 255H68V256H70ZM85 255H87L86 257H85ZM91 255V254H90ZM104 255V254H103ZM105 255V258L107 257L108 258V255L106 256ZM115 255H113V257L115 256ZM135 255H137V254H135ZM139 255V254H138ZM137 255V256H138ZM151 255V254H150ZM159 255V254H158ZM187 255H190L189 253H187ZM212 255L209 257V258H211L210 260H212V258L214 257H212ZM229 255H234V252H233V254H229ZM250 254H248V255H246L247 256V258H246V262H247V260H248V258L250 257L249 256ZM252 255V254H251ZM254 255V257H256L255 256V254H253ZM2 256V255H1ZM10 256V255H9ZM111 256V255H110ZM153 256V255H152ZM156 255L154 254V257H155ZM160 256V255H159ZM163 256V255H162ZM176 256V255H175ZM179 256V255H178ZM177 256V257H178ZM222 256V255H221ZM220 256V257H221ZM264 256V255H263ZM3 257H5L4 255H3ZM3 257H2V259H3ZM16 257H18V256H16ZM20 257V256H19ZM73 256H71L70 258H72ZM82 256H80V258H81ZM84 257L89 261L90 260V256L86 253V254H84ZM83 257V259H85ZM92 257V256H91ZM99 257H101V260H102V256L100 255ZM119 258V260H120V256H118ZM153 257V258H154ZM167 256H165L164 258H166ZM177 257H175V260H176V258ZM181 257V256H180ZM183 257V256H182ZM191 257V259H192V256H189V258ZM218 257H219V255H218ZM219 257V258H220ZM228 257H230V256H228ZM231 257H233V256H231ZM237 257H240V256H237ZM242 257V256H241ZM259 257V256H258ZM13 258L11 259V258H8V259H11V261H13ZM59 258H61V256L59 257ZM75 258V257H74ZM93 258V257H92ZM105 258H103V259H105ZM106 258V259H107ZM112 258V257H111ZM114 258H116V257H114ZM126 259H127V256L125 257ZM132 258V257H131ZM146 258H148V257H146ZM151 258V257H150ZM170 258V257H169ZM172 258V257H171ZM187 258V257H186ZM235 258H236V256H235ZM260 258V257H259ZM7 259V260H8ZM52 259H55V258H52ZM85 259V260H86ZM105 259V260H106ZM113 259V258H112ZM117 259V260H118ZM138 259V258H137ZM140 259H142L141 257H140ZM145 259V257L142 259V260H144ZM156 259V258H155ZM158 259V258H157ZM185 259V258H184ZM191 259H190V261H191ZM218 259V258H217ZM216 259V257L212 260V261H210V262H208V263H206V264H217L218 263V260ZM220 259H223V258H220ZM226 259H228V258H226ZM226 259H223V260H226ZM230 259L231 258H229L228 260L230 261ZM251 259V258H250ZM261 259H263L262 257H261ZM3 260H6V258L5 259H3ZM48 260H49V258H48ZM51 260V259H50ZM55 260H61V259H55ZM67 260V259H66ZM85 260H84V262H85ZM100 260V261H101ZM130 260V259H129ZM141 260V261H142ZM147 260V259H146ZM167 260V259H166ZM169 260H171V259H169ZM172 260H174V259H172ZM10 260L9 261H7V262H9V264H10V262H11ZM21 261V260H20ZM29 261V260H28ZM30 261V262H31ZM61 261H63V260H61ZM64 261H65V259H64ZM68 261V260H67ZM99 261V260H98ZM103 261V260H102ZM116 261V260H115ZM115 261H113L114 262V264H116L115 263ZM123 261V260H122ZM124 261H127V260H124ZM133 261H134V263H135V259H133ZM145 261V260H144ZM165 261V260H164ZM189 261V260H188ZM189 261V262H190ZM195 261H201L202 263H196ZM243 261H245V259L243 260ZM249 261V260H248ZM261 261V260H260ZM259 261V262H260ZM6 262V263H7ZM15 262H17L18 263V261H16L15 260ZM30 262H28V263H30ZM47 262H49V261H47ZM55 262V261H54ZM54 262H52V264L54 263ZM72 262V264H74V263H78V262H73V261H71ZM82 262V261H81ZM91 262H93L92 261V259H91ZM95 262H96V260H95ZM104 262V261H103ZM106 262V261H105ZM148 262H150L149 261V259H148ZM155 262H156V260H155ZM157 262H160V261H157ZM184 262H186V261H184ZM223 262V261H222ZM226 262V261H225ZM245 262V263H246ZM255 262V261H254ZM28 263H23V264H28ZM32 263V264H33ZM66 263V262H65ZM68 263V262H67ZM70 263V262H69ZM83 263V262H82ZM125 264L127 263V262H124ZM123 262H122V264H124ZM130 263V262H129ZM128 263V264H129ZM138 263V262H137ZM141 263V262H140ZM139 263V264H140ZM144 263V262H143ZM178 263V262H177ZM176 263V264H177ZM179 263H181V262H179ZM182 263H183V259H182ZM242 263V262H241ZM248 263V262H247ZM261 263V262H260ZM16 264V263H15ZM50 264V263H49ZM79 264V263H78ZM120 264V263H119ZM132 264V263H131ZM136 264V263H135ZM142 264V263H141ZM146 264V263H145ZM149 264V263H148ZM154 264H158V263H154ZM160 264V263H159ZM166 264H168V263H166ZM172 264H174V262L172 263ZM186 264H188V262H186ZM220 264V263H219ZM224 264V263H223ZM225 264H229V263H225ZM230 264H232V262H230ZM243 264V263H242ZM250 264V263H249ZM256 264V263H255ZM258 264V263H257Z\"/></svg>",
    "mask_w": 264,
    "mask_h": 264
},
{
    "label": "rangeland",
    "instance_id": "2",
    "mask_svg": "<svg viewBox=\"0 0 264 264\" xmlns=\"http://www.w3.org/2000/svg\"><path fill=\"white\" fill-rule=\"evenodd\" d=\"M210 6V5H209ZM211 8H213L212 6H210ZM211 15V14H210ZM209 15V16H210ZM206 16H208V15H205V22L208 20L209 21V19L212 21V19L214 18H208V17H206ZM203 18V19H204ZM206 18H208V19H206ZM203 21V23L205 24L204 26H209V28H208V30H210V31H212V32H214V30L216 29V24L214 25L213 23H212V25H211V23H209V22H206V23H208V25L205 23ZM191 23H193V22H191ZM194 23H196V22H194ZM262 25H264V23L262 24ZM213 26V27H212ZM187 27H189V25H187ZM214 29V30H213ZM258 30V31H257ZM257 30L255 29L254 31H252L251 32V34L250 35H252L253 36V34H255L253 37H251V36H249V37H247V39L246 38H239V37H237L236 38V40L234 39V38H229V39H225V42L223 41L222 43H221V47L223 46V44H224V48H225V50H227V51H224V53L222 52V55H221V53L220 52H218L217 51V49H214V47L213 46H215L214 45V43L213 42H211V40H206V42L205 41H201V42H205V44L204 45H202L203 43H201V42H196L197 43V45H194V43H193V48H195V50H193V52L195 53V55L193 56V54H192V52L191 53H189V54H185V55H181V56H179V55H177V54H179V51H177L176 49L177 48H174L172 51H171V53L172 54H174L175 53V55H171V56H169L168 58H167V60H170L169 62H170V64H169V62L167 61V60H164V61H162L161 63H160V66H161V69L162 68H164V69H168L169 70V72H171L170 73V76H172V78H173V83H174V87L173 88H175V89H177V87H178V85H181V84H184V86L182 87V85L179 87V88H181L182 90L181 91H183V90H185V92H181L180 90H178L179 91V93H181V95H179V94H177V96L176 95H173L172 96V98H171V96L169 97V98H171V99H175L177 102H179L182 106L185 104V102H188V110H187V117H188V120L190 121V120H192L191 122H190V128H189V131L190 132H195V133H198L199 134V136H201L202 138H203V142H204V149H202V151L204 152L203 154L201 153L202 151H201V149H199V148H197V147H195V146H193L192 148H189L188 149V151H184L183 149H182V151H181V145H180V143H179V146H177L178 145V143H176V146H177V149L179 150V153H177L178 152V150H174V149H176V147H174L175 146V144H173L171 147H168V146H164L162 149H161V151L163 152V151H167L168 150V153L165 155V152L164 153H160V150L159 149H157L156 151L154 150V152H157L156 154L159 156V159L161 160V159H163L164 161L168 158V157H170V159H179L178 161H179V164L181 165V166H183L184 164H185V161L187 160V158L189 157V155H191L192 153H194V152H196V155L198 154V156H200L198 159V162H197V166H198V169H200L201 170V175H202V177L200 176V177H198V176H194V177H183V178H181L180 179V181H181V185L182 186H184V187H186V188H195L196 187V189L197 188H199L200 187V190H202V191H200L199 189H198V195L196 194V196H187V197H185V201L184 200H181V201H179V198H176L175 200H178V203H174L175 201H173L172 203L175 205H173L172 204V208H171V210H170V208H165V211L168 213V215L167 216H169L167 219H166V221H165V223L164 222H160L161 221V219L160 218H158L159 217V214L160 213H152V210H150V211H145L144 209H136L135 211L134 210H132V212H131V214L134 216H132V215H130L129 217H133V219L134 220H136L137 221V223L139 224V226L141 227L142 225V227L140 228L139 226H138V224L137 223H134L135 221L133 220V219H130V218H128L130 221L131 220H133V222L132 223H134V224H131L130 223V221H128V219H127V221L128 222H126L125 224H123V226H124V229H126V227L128 228V230H129V232H128V230L127 231H123L122 232V234H123V236L125 237L124 238V242L125 243H127L126 245H125V243L123 242V246H125V247H122L121 246V248L119 247H115V246H113V248H115V251L116 252H118V251H120V250H122L123 252H125V250L127 251V248H128V251L127 252H129V253H124V254H126L125 256H123L122 257V255H123V252L121 253V251H120V254L118 255V256H120V260L118 259L119 257L118 256H116L115 254V252L114 251H112V250H114V249H112V247H109V248H111L110 250H111V252L113 253V254H109L110 253V251H109V248H107L108 250V252H106L107 253V255H108V258L106 259L105 258V253H101L100 255L102 256V260L104 261H102L101 260V257H99L100 255H99V249H101V248H103V249H101L100 251L101 252H103V251H106L104 248H105V246L104 247H102L100 244L99 245H97L96 243H99V237L97 238V240H95V237H94V239H93V236H91L92 237V239L90 238L89 239V232H90V229H89V226H91V224H93L92 222H96V220L98 221V215H100L101 216V214L103 215V211L102 210H106V208L104 207V205H102L103 207H101L99 204H97L96 205V203H94V205H93V201H94V198H95V195H96V197L98 198L99 197V195H100V193H101V188H103V186L105 187V185L104 184H101L100 185V183H98V181L99 182H106V186H109L110 185V182H111V180L110 179H108V178H105L104 179V177H106L107 176V174L106 173H104V175L103 174H100L99 172H104L105 170L107 171V169H108V166H106V165H108V162H107V159L105 158V157H103L104 156V153H103V159H100V158H102L101 156L98 158V156L96 157V158H98V159H95V153L96 154H102V152H101V150L99 149V145L101 144V141H102V138H100V136L102 137H108V138H103L104 140L103 141H105L106 142V145L108 146V149H111V148H114L115 149V151H114V154L116 155H119V152H120V154H122V153H124V154H126V155H122L123 157H125V159H124V161H128V162H122V163H120V164H122L121 166L122 167H126L127 165H130V167H133V168H137V166H139V165H142V163L144 164L145 162H140V154H141V157L143 156V158H144V156L146 155V152H148V151H146L147 150V148H149V149H153L154 147V144L153 143H149L148 144V141H147V137H146V135L144 134V132L143 131H141L140 130V128H139V126H138V122H139V119H137V121H136V124L133 122V121H130V120H132V119H129V118H127V117H122V116H119V112H114L113 114H115V113H117L116 115L118 116V117H116L115 119H114V121H111V120H109V118H108V120L107 121H109V122H107V124H109V126L104 122V123H102V124H99V126H98V124L97 123H92V125H94L93 126V131H94V127H95V131L94 132H98V137L100 138V139H98V142L100 141V144H92V146L90 145V146H88V147H91V148H87L86 150L90 153L91 151L90 150H94V151H97V152H92V153H90L91 154V158L89 157V158H87L85 161H84V163L85 162H87V160L89 159L90 160V162H87V164L85 163V165H88V163L90 164V167H89V165H88V167H89V169L88 168H86V166L84 167V168H82L81 166L79 167V166H77V165H80V164H78V160H79V157L78 156H76V154H74V152L72 153V154H74L73 156H72V154H71V152H68V150H70L69 148L70 147H67V146H69V142L66 144V139L64 138V136H61L60 134H58V137H57V133L56 132H58V131H53L52 129H50L49 127H48V125H47V123L45 122V121H43V117H42V114L40 113V112H33V111H31L32 113H30L29 112V109L28 108H26V109H24L23 111H21L23 108H21V110H20V107H15L17 110H16V112H18V113H16V117H15V120H17L16 121V124H17V127L14 129V130H9L7 127L5 128V126H3L2 127V125H1V127H0V140L1 139H3L1 142H0V147H1V144L3 145L1 148H0V208L3 210H1L0 209V214L2 215L3 213V215L1 216L0 215V220H1V222H0V252H1V254H0V264H9V262H7V261H11V259L13 258V255L12 254H16L14 257L16 258V259H14L13 258V261H11L10 262V264H23V263H28V262H30L31 260L33 261V259H32V256L31 257H27V259L29 260H24V261H22V255L24 254V249H23V252H22V250L20 249V247H18V244H19V246H22L21 245V243L19 242V240H17L16 238V235L11 231V229L4 223V219L6 220L8 217L9 218H11L12 217V215L14 216V218L16 219V220H18V219H20V218H23L24 220H26L27 218V220H31L30 221V223H34L33 224V226H34V228L36 229H38V232H39V234H41L42 236H43V238H47L48 240H49V238H51V236L53 235V237L49 240L50 241V246L48 245V248H53L54 246V248L56 249V252L54 251L55 249L53 248V251H54V253H53V255H51V256H53V257H50V254H52V253H50V252H48V251H51L52 252V250H48V251H46V253H45V255H48V256H46V261H44V263L43 264H52V262H54L53 264H72V262L71 261H73V262H78L79 264H114V262L113 261H115V263L116 264H122V262L124 263V262H127L126 264H128L129 262V264H139L140 262L142 263V264H154V263H160V264H166V263H168V264H172L173 262H174V264H176L177 262V264H186V262H188V264H190L192 261H193V259H194V257H195V255L196 254H200V253H202L203 251V253L202 254H206V258L208 257V259H206V261H208V262H210V261H212L215 257H216V259L218 260V263L217 264H225V263H229L230 264V262H232V264H264V228H263V225H264V212H263V207H264V205H263V203H264V170L262 171V169H264V167H261V166H263L264 165V139H262V138H264L263 136H264V105H261L264 101V69H261V67L262 68H264V40H260V37L261 36H259V39H257L258 38V36H257V34H258V32H259V34H261L260 32H262V36L264 35L263 33H264V28H263V26H259L258 28H257ZM241 37V36H240ZM264 37V36H263ZM253 38V39H252ZM262 38V37H261ZM5 38H1V40H0V53H2V54H0V64L2 63V64H6V63H10V62H12V60L14 59L15 61H17V60H19V59H25V58H27L28 60H29V58L28 57H30V62L33 64V60H35L37 63H35L34 62V64H37V65H39V67L37 66V65H33L34 66V68H36L37 70H38V72H41V73H47L49 76H51V78L53 77H58L59 78V81L62 83V84H60V82L59 83H57L56 81H57V79H54V84L55 83H57V85H58V92H55L54 93V91H48V97L46 96L47 95V93L45 92V93H42L43 95L41 96L42 97V99H46L47 101H49L50 102V104H53V105H56L55 103H58L59 101H61L60 102V104L61 105H63V103H66V100H70L69 102H71L72 103V100H71V98H72V95H73V93H74V91L72 92V93H70V94H72L71 96H69V92L71 91V88H70V86H72L73 87V89L76 91L77 89V91L79 92H81V90L82 91H84L86 88H89V86H90V80H88L87 81V78H89V76H88V72H87V74L85 73V72H83V71H85V69H83V71L82 70H78V72H79V76H78V72H77V68H79V65H76V59H74V57L73 56H71V54L70 53H67V51L65 50V49H60V48H54V45H53V43H51V42H44V41H42V42H40L39 44H36V43H33V42H25L24 41V43H27V45H24V47H23V45L22 44H24V43H22V40L20 41V43L19 44H21V45H19L18 44V39H15V41L17 42H15L14 40H11L10 39V43L9 42H7V41H9V39H5ZM231 39V40H230ZM263 39V38H262ZM234 40V41H233ZM249 40V41H248ZM258 40V41H257ZM13 41V42H12ZM167 41V42H166ZM170 41H171V39H169V38H167V39H165V41H164V43H166V44H169L170 43ZM210 41V42H209ZM229 41H231V42H229ZM232 41L233 42H237V44L239 45V46H237V44L236 43H234L235 44V46H234V44H232ZM238 41H239V43H238ZM256 41V45L255 44H253L254 42ZM8 44H7V43ZM227 42H229L230 44H232L233 46H231V45H229V47L227 46ZM15 43V44H14ZM195 43V44H196ZM228 43V44H229ZM250 43V46H254V48H253V46H252V48L254 49H252V48H249L250 46L248 45ZM252 43V44H251ZM261 43V44H260ZM2 44H3V46H2ZM17 44H18V46H17ZM31 44V45H30ZM46 44V45H45ZM51 44V45H50ZM201 46H200V45ZM263 44V45H262ZM35 45V46H34ZM48 45V46H47ZM245 45V46H244ZM246 45H248V46H246ZM257 45L259 46V45H261L262 46V48L260 47V48H258L257 47ZM10 46V47H9ZM16 46V47H15ZM21 46V47H20ZM30 46V47H29ZM226 46H227V48H226ZM231 46V47H230ZM245 47V48H247L248 50L249 49H251L250 51H245V50H247V49H245V48H242L241 49V47ZM14 47V48H13ZM19 49H18V48ZM48 47H50L49 49H48ZM52 47L54 48V50L52 49ZM198 47V48H197ZM209 47H211V49L209 50ZM222 47V48H223ZM233 47L235 48L234 50H233ZM237 47H239V49L241 50H239ZM20 48H22L23 50H21ZM24 48H25V50H24ZM29 48H31L32 49V51H31V49H29ZM34 48V49H33ZM45 48V49H44ZM152 48V49H151ZM223 48V49H224ZM230 48L232 49V50H230ZM15 49H17V50H15ZM29 49V50H28ZM57 49V50H56ZM150 50H148L147 49V52L150 54H148V53H146V51H141L140 53H141V56H143L144 55V53L145 54H148L149 56H151L152 54H154L155 55V53H154V50H153V47H150L149 48ZM214 49V50H213ZM236 49H238L239 50V52L240 53H238V50H236ZM245 49V50H244ZM257 49V50H256ZM15 50V51H14ZM35 50H39V51H35ZM51 50V51H50ZM61 50V51H60ZM152 50V51H151ZM199 50H200V52H199ZM3 51V52H2ZM29 51H30V54H29ZM53 51V52H52ZM66 51V52H65ZM232 53H231V52ZM236 51V52H235ZM251 51H254V55H253V53L251 52ZM256 51V52H255ZM257 51H258V53H259V55L258 54H256L257 53ZM5 52V53H4ZM49 54H48V53ZM59 52H61L60 54H61V56H60V54H58ZM65 52V53H64ZM144 52V53H143ZM174 52V53H173ZM196 52H198V53H196ZM225 52H227L228 54H231V55H227ZM245 52H246V54H245ZM16 53V54H15ZM24 53V54H23ZM26 53H27V55H26ZM34 53V54H33ZM52 53H53V55H52ZM57 53V54H56ZM139 53V52H138ZM208 53V54H207ZM220 53V54H219ZM238 53V56L237 57H235L236 56V54ZM248 53H250V54H248ZM262 53V54H261ZM36 54H39V56H37ZM45 54H47V55H45ZM66 56H65V55ZM190 54H192V55H190ZM240 54V55H239ZM255 54H256V57L258 58V59H255L254 57H255ZM1 55H3V56H1ZM12 55V56H11ZM33 57H31V56ZM43 55V56H42ZM55 55V56H54ZM63 55V56H62ZM193 56L192 58H191V61H190V58H188L187 56ZM201 56V58H203V55L206 57V59L205 58H203V60L200 58V56ZM210 55H212V57H209ZM218 55H221V57L224 59V60H222V61H224L225 63H222L220 60V58L221 57H219ZM244 55H247V56H249V55H251L252 56V58H251V56H249L250 58H248L247 56H244ZM261 55H262V57H261ZM20 56V57H19ZM35 56V57H34ZM44 56H46V57H44ZM51 57L52 59H51V62L49 61V60H46V59H48L49 57ZM60 56V57H59ZM145 56V55H144ZM147 56V55H146ZM145 56V57H146ZM149 56H147V57H149ZM184 56H186L187 58H186V60H189V61H187V63L186 62H184V60L185 59H183L184 58ZM199 56V57H198ZM240 56V57H239ZM48 57V58H47ZM62 57H64L63 59H62ZM178 57H181V58H179V59H181V60H179L178 59ZM194 57H195V59H194ZM228 57H234L233 58V60H237L236 62L234 61H232L231 59L232 58H228ZM242 57V58H241ZM13 58V59H12ZM40 58L42 59V60H40ZM67 58V59H66ZM176 58L179 60V62H184L185 64L183 65V63H179L178 62V60H176ZM200 60H199V59ZM209 58L210 59H212L211 61H208L209 60ZM254 58V59H253ZM261 58V59H260ZM32 59V60H31ZM50 59V58H49ZM64 59H65V61H64ZM71 59H73V60H71ZM87 59V58H86ZM155 59H158V56H157V58H156V56H155ZM172 59V60H171ZM220 59V60H219ZM239 59V60H238ZM245 59H247V60H245ZM253 59V60H252ZM10 60V61H9ZM13 60V62H15ZM37 60H39V61H37ZM44 60H46V61H44ZM57 61L58 60V63L56 62L55 63V61ZM68 60H70V61H72L71 63H72V65H73V67L74 68H76V66H77V68L76 69H74L73 70V67H71L72 65H71V63L68 61ZM173 60H175V61H173ZM206 60L208 61V62H206ZM231 60V61H230ZM241 60V61H240ZM251 60V61H250ZM256 61V65L253 63V62H255ZM258 60H260V61H258ZM47 61H49V63L47 62ZM54 63H53V62ZM60 61H62L61 63H59ZM171 61H172V64H171ZM178 63H177V62ZM197 61V62H196ZM216 61H219L218 63L216 62ZM229 61V62H228ZM240 62V65L238 66V64H239V62ZM48 64H47V63ZM68 62V63H67ZM167 62V63H166ZM173 62H176V63H173ZM196 62V63H195ZM207 63L208 65H210L211 64V66H209V68H208V70H206L205 71V69L208 67V65H205L204 63ZM210 62H213V63H210ZM241 62H243L242 64H241ZM52 63V64H51ZM64 63V64H63ZM194 63V64H193ZM197 63L199 64V65H197ZM203 63V64H202ZM210 63V64H209ZM228 63H229V65H228ZM233 63V64H232ZM245 63H247V64H245ZM249 63H250V66H249ZM74 64H75V66H74ZM78 64V63H77ZM190 64V65H189ZM194 65V66H198V68H197V70H196V73H193V71H195V69L192 67V65ZM196 64V65H195ZM219 64V65H218ZM235 64V65H234ZM236 64H237V66L239 67L238 69H242V70H239L240 71V73H239V71L237 72V74H238V76H239V74H240V76L239 77H241V76H244V80H245V78H246V82L244 81L243 83L244 84H246V86H250V85H255V86H250L251 88H253V90L256 92H258V93H261V91L260 90H262V97L263 98H257V97H253L251 100H252V102L251 101H247L245 98H244V96H243V94L241 95L240 94V92L238 91V90H240L241 91V88H239L240 86H242L241 84H238V83H236V82H234V79L235 78H239V77H237V75H235V73H233V72H236L235 71V68L237 67L236 66ZM254 64V65H253ZM257 64H259V65H261V66H259V65H257ZM48 65H50V66H48ZM52 65V66H51ZM56 66V67H54V66ZM169 65H171V66H169ZM180 65V66H179ZM200 65H204V66H206V68L204 69L203 67H201ZM223 65V67H221ZM243 65V66H242ZM246 65H248V66H246ZM164 66V67H163ZM169 66V67H168ZM188 66V67H187ZM191 66V67H190ZM220 66V67H219ZM227 66V67H226ZM229 66H230V68H229ZM236 66V67H235ZM255 66H257V67H255ZM69 67H70V69H69ZM166 67V68H165ZM176 70L177 68H178V71L176 70H174L173 68ZM182 67H184V69H182ZM200 67V68H199ZM235 67V68H234ZM252 68V70L250 69V68ZM66 68H67V70H66ZM180 68H181V70H180ZM185 68H187V69H185ZM217 70H216V69ZM227 68H229V69H227ZM249 68V69H248ZM53 69H56L55 71H53ZM72 69V70H71ZM81 69V68H80ZM163 69V70H164ZM200 69L203 71V73L200 71ZM214 69V70H213ZM223 69V70H222ZM52 70V71H51ZM63 70V71H62ZM70 70L72 71V73H70ZM76 70V71H75ZM186 70H188V71H186ZM190 70L192 71V73L190 72ZM200 72H199V71ZM209 70H211V73H212V71H213V73L211 74L210 73V71ZM226 70H228V71H226ZM234 70V71H233ZM56 71H59L58 73L56 72ZM67 71V72H66ZM75 71V73H73ZM180 71H181V73H180ZM185 71V72H184ZM199 72V74H198V72ZM233 71V72H232ZM254 71V72H253ZM261 71H263V72H261ZM51 72V73H50ZM80 72H81V74H80ZM82 72H83V74H82ZM175 72V73H174ZM183 72L185 73V74H183ZM223 72V73H222ZM228 72H229V75H228ZM231 72V73H230ZM247 72V73H246ZM259 72V73H258ZM54 73H55V75H54ZM209 73V74H208ZM222 73V74H221ZM225 73H226V76L228 75V77H226L225 76ZM260 73H261V75H260ZM263 73V74H262ZM58 74V75H57ZM76 74V75H75ZM179 74H181V75H179ZM232 74V75H231ZM246 74H248V75H246ZM252 74V75H251ZM258 74V75H257ZM75 75V76H74ZM85 75H87V77L85 78ZM177 75V76H176ZM209 75V76H208ZM218 75V76H217ZM245 75H246V77H245ZM263 75V76H262ZM83 78H82V77ZM202 76H204V78L202 77ZM222 76H224L225 77V79H224V77L222 78ZM231 76H233V81L230 79V77ZM236 76V77H235ZM249 76V77H248ZM258 76V77H257ZM260 76V77H259ZM137 77H139L138 75L137 76H135L134 77V81L135 80H140L141 79V81H142V78L143 77H141L140 79L139 78H137ZM183 79V80H180L181 78ZM200 77H202V78H200ZM210 77H211V79H210ZM256 77V78H255ZM79 78H80V80H79ZM85 78V79H84ZM175 78V79H174ZM192 78V79H191ZM198 78H200L201 80V82L203 83V85L201 86L200 84H202L200 81H198L199 79ZM206 78V79H205ZM222 78V79H221ZM226 78L229 80V81H227L226 80ZM74 79H76V80H74ZM90 79V78H89ZM144 79V78H143ZM219 79H221V80H219ZM251 79V80H250ZM62 80H64V82L62 81ZM78 80V81H77ZM253 80V81H252ZM76 81V82H75ZM81 81H83L81 84H82V86L84 87H82L81 86V84L79 85V83L78 82H81ZM88 82V84H87V82ZM183 81H186V82H184L183 83ZM217 81V82H216ZM232 81V82H231ZM68 82V83H67ZM191 82V84H189ZM215 82V83H214ZM227 82V83H226ZM228 82H229V84H228ZM77 83V84H76ZM177 83V84H176ZM181 83V84H180ZM211 83V84H210ZM222 83V84H221ZM224 83V84H223ZM231 83V84H230ZM232 83H234V85L236 84V86H234ZM76 84V85H75ZM104 84H106V86L104 85ZM108 84V82H103V83H101L100 85H101V87H102V89H107V88H105V87H109V84ZM176 84V85H175ZM187 84H188V86L191 88H194L193 90H192V94L190 93V91H191V89L187 86ZM197 85V87H196V85ZM216 84V85H215ZM219 84H221L220 86H218ZM226 84V85H225ZM0 85H2V83L0 82ZM61 85V86H60ZM194 87H193V86ZM213 85H215V86H213ZM229 85V86H228ZM2 86H4V87H0L1 88V93H0V99L2 98V97H7V85H5V84H3ZM63 86V87H62ZM66 88H65V87ZM186 86V87H185ZM203 86H206L207 88H209V89H213V90H209V89H205L206 90V92H208V93H206V92H203L202 90H204V88H203ZM232 86H234V87H232ZM238 86V87H237ZM260 86V87H259ZM82 87V88H81ZM200 87V88H199ZM201 87L203 88V89H201ZM215 87V88H214ZM221 87V88H220ZM229 87V88H228ZM236 87L238 88V90L236 89ZM61 88L63 89V92H62V90H61ZM79 88H80V90H79ZM185 88V89H184ZM189 88V89H188ZM198 88V90H200L202 93H206L205 95H203V94H201V92L200 91H198V90H196ZM217 88H219V90L217 89ZM235 88V89H234ZM64 89L66 90V93L64 92ZM189 91V92H186L187 90ZM216 89V90H215ZM225 89V90H224ZM61 91V94H58V93H60V91ZM142 90V89H141ZM204 90V91H205ZM209 90V91H208ZM228 90V91H227ZM236 90H237V92H236ZM127 91H128V93L130 92H132V88H129V89H127ZM198 91V92H197ZM212 91V92H211ZM224 93H223V92ZM2 92H3V94H2ZM51 92H53V93H51ZM68 92V93H67ZM77 92V93H78ZM195 92V93H194ZM222 92V93H221ZM233 92H234V94H233ZM236 92V93H235ZM256 92V93H257ZM141 93H142V100H141V102L142 103H144V100H146V99H149V96H151L150 94H147L146 93V91L144 90V91H141ZM145 93V95L147 94V96L145 97V95H143ZM176 93H178V92H176ZM183 93H187V96H184V94ZM199 93V94H198ZM212 93V94H211ZM214 93H215V95H214ZM221 93V94H220ZM5 94V95H4ZM55 95V96H53L54 97V99L55 100H53V101H56L55 103L54 102H52L51 100L53 99L52 98V96L50 97L49 95ZM58 95V97H59V101H58V99L56 100V97H57V95ZM208 94H210V95H208ZM227 94V95H226ZM238 94H240L239 96H238ZM44 95H45V97H44ZM60 95V96H59ZM193 97H192V96ZM195 95H197V96H204V98H205V96H206V99L203 101V102H201V105L202 106H204L205 104H206V107H209V108H206L205 106V112H206V115L205 114H203V111L201 112V111H199V112H201L200 114H198L197 112H194V111H196V110H192V109H194L193 108V105H194V103L193 102H197V100L195 101H193V99H194V96ZM221 95V96H220ZM223 95V96H222ZM230 95H232L233 97H231ZM234 95L236 96V97H234ZM61 96H62V98H61ZM144 96V97H143ZM184 96V97H183ZM190 96L193 98H190ZM209 98H208V97ZM224 96H226V97H230L232 100H230V99H228V98H224ZM241 98V100L240 99H236V98ZM181 97H183V98H181ZM216 97H217V99H216ZM65 98H66V100H65ZM70 98V99H69ZM144 98V99H143ZM211 98V99H210ZM243 98V99H242ZM49 99V100H48ZM183 99V100H182ZM192 100L191 102H192V104L190 103V100ZM218 99H220V101L218 100ZM221 99H223V100H221ZM235 99V100H234ZM254 99L258 102H256V104H255V101H254ZM263 101L262 103L260 102L261 100ZM238 102H237V101ZM249 100V99H248ZM58 101V102H57ZM67 101V102H68ZM218 101H219V103H218ZM236 101V102H235ZM243 101H247L246 102V104H245V102H243ZM63 102V103H62ZM251 102V103H250ZM254 102V103H253ZM204 103V104H203ZM250 104V105H248V104ZM259 103H260V106H259ZM59 104V103H58ZM69 104V103H68ZM145 104V103H144ZM144 104H141V105H143L142 106V108H144V107H148L147 105H144ZM198 104V103H197ZM212 104H214V105H212ZM251 104H253L252 105V107H251ZM258 104V105H257ZM264 104V103H263ZM64 105H66V104H64ZM63 105V107L61 106V108H63V109H65L66 107ZM191 105V107H189ZM208 105V106H207ZM243 105H248V106H243ZM67 107H68V105H66ZM195 106V105H194ZM242 106V107H241ZM256 107H258V109H256L255 111H253L254 109L253 108H256ZM263 109H262V108ZM19 108V109H18ZM191 108V109H190ZM220 108V109H219ZM248 108H250L249 110H248ZM208 109V110H207ZM245 109V110H244ZM252 109V110H251ZM26 110V111H25ZM216 110V111H215ZM247 110V112H244V111H246ZM259 110V111H258ZM262 112H261V111ZM192 111V112H191ZM225 111V112H224ZM230 111V112H229ZM242 111V112H241ZM249 111H251L250 113H249ZM22 112H24V113H22ZM190 112L192 113V115L190 114ZM194 112V113H193ZM204 112V113H205ZM241 112V113H240ZM22 113V114H21ZM32 114L31 116H30V114ZM209 115H208V114ZM212 113V114H211ZM245 113H247V114H245ZM256 113V114H255ZM259 113H261V114H258ZM24 114V115H23ZM27 114V115H26ZM112 114V115H113ZM188 114H190L191 116H195V115H197L198 116V118H197V116L195 117V119L193 118V117H191L190 115H188ZM195 114V115H194ZM217 114H218V116H217ZM238 114H240V115H238ZM244 114V115H243ZM208 115V116H207ZM215 115H216V117H215ZM221 117H220V116ZM253 115L254 116H256V117H253ZM258 115V116H257ZM263 116V117H261V116ZM28 116V119L26 118ZM39 116H41V118L39 117ZM203 118V119H201V117ZM206 116V117H205ZM211 116V117H210ZM223 116V117H222ZM247 116H249V117H247ZM23 117H25V118H23ZM121 117V119H122V122H121V120L120 119H118V118H120ZM210 117V118H209ZM220 117V118H219ZM262 119H261V118ZM57 118H59V116H57ZM192 118V119H191ZM246 118H248V119H246ZM250 118H253V120L255 119L256 120V122H258V125H255V124H257V123H255V120L253 121L252 119H250ZM224 119V121H222ZM260 119V120H259ZM34 120V121H33ZM124 120V121H123ZM206 120V121H205ZM221 120V121H220ZM43 121V122H42ZM110 121L113 123H110ZM116 121V122H115ZM129 121V122H128ZM24 122V123H23ZM211 122H213L212 123V125L213 126H210L211 125ZM220 122H221V124H220ZM223 122V123H222ZM34 123V124H33ZM132 123V124H131ZM138 123V124H137ZM191 123H193L194 125H191ZM196 123V124H195ZM209 123V124H208ZM246 123V124H245ZM22 125V127H21V125ZM105 124V126H103ZM122 124V125H121ZM25 125H26V128H25ZM29 127H28V126ZM112 125V126H111ZM197 127H196V126ZM19 126V127H18ZM44 126H46V127H44ZM122 126V127H121ZM128 126V127H127ZM134 126H135V128H134ZM138 126V127H137ZM192 126V127H191ZM193 126H195V127H193ZM216 126H218V127H216ZM220 126V127H219ZM124 127V128H123ZM215 127V128H214ZM223 127V128H222ZM258 127V128H257ZM1 128H4V129H1ZM22 128H23V130H22ZM197 128V129H196ZM221 128V129H220ZM225 128V129H224ZM226 128L228 129V131L226 130ZM254 128H255V130H254ZM28 129H29V131H33V130H35V131H39V133L43 136V135H46V134H48L49 135V133L48 132H50V131H47V130H51V132H52V134H50V135H52V138H51V136L49 135V137L51 138H49V140H48V136L46 137L45 136V141H46V145L47 144H50V147H48L47 148V150L45 149L44 150V152L46 151L47 152V156H49V155H51V153H52V159L50 158V160L49 161H51V163L50 162H48V160H47V162L46 161H44L46 158H48L46 155H44V154H42L41 156V158L40 159H38V158H36V157H33L32 158V161L30 160V158H27L25 155H24V153H23V151L21 150V148L18 146V144H17V142H16V136L20 133V132H23V131H28ZM47 129V130H46ZM109 129V130H108ZM114 129V130H113ZM127 129V130H126ZM215 129H217V130H215ZM47 131V133L45 132V131ZM98 130V131H97ZM117 130V131H116ZM125 130V131H124ZM211 132H213V133H211ZM224 130H226L225 131V133L223 132ZM107 131V132H106ZM140 133H139V132ZM198 131V132H197ZM205 131H208V132H210V133H208V132H205ZM215 131H216V133H215ZM231 131V132H230ZM43 132H44V134H43ZM99 132H101V134L99 133ZM103 132V133H102ZM136 134H134V133ZM138 132V133H137ZM143 132V133H142ZM220 132V133H219ZM229 134L228 135V137L230 138L231 136L232 137H236L238 140H239V143H240V141L243 143H238V140H237V142L235 143V144H233V146L235 147H233V146H229L228 144V142H229V140L227 141V147L226 146H224L225 148H223V146H221V145H217V143H215V140H220L221 139V137H227V133ZM263 133V136H262V133ZM46 133V134H45ZM105 133V134H104ZM125 133V134H127V135H123V134ZM217 133H219V134H221V135H219V134H217ZM230 133H231V135H230ZM244 133H246V134H244ZM55 134H56V137L58 138V139H56V138H54L55 137ZM111 134H113V135H115L116 136V134H117V136L115 137L114 136V139H112L111 141L110 140H108V139H110L109 138V136L111 135ZM130 134H132V135H130ZM216 134H217V136L219 135V136H221V137H217L216 136ZM257 134H258V136H257ZM106 135V136H105ZM109 135V136H108ZM135 135V136H134ZM224 135V136H223ZM246 135V136H245ZM112 136V135H111ZM120 136H122V137H120ZM126 136V137H125ZM129 138H128V137ZM137 136V137H136ZM184 135H180V137H183ZM251 136V137H250ZM44 137V136H43ZM139 137H141V139L139 138ZM143 137V138H142ZM185 137V136H184ZM183 137V138H184ZM205 137V138H204ZM225 137H224V139L223 140H225ZM239 137H240V139H239ZM244 137H245V140H244ZM247 137V138H246ZM113 138V137H112ZM116 138H118V140L116 139ZM121 138V140H119ZM131 138V139H130ZM243 138V139H242ZM52 139L53 140H55L54 142L52 141ZM134 139V140H133ZM185 139V138H184ZM215 139V140H214ZM242 139V140H241ZM260 139H262V140H260ZM6 140V141H5ZM50 140H51V142H50ZM107 140V141H106ZM117 142H116V141ZM129 140V141H128ZM138 140H140V141H138ZM222 139L220 140V141H223ZM244 140V141H243ZM256 140V141H255ZM8 141V142H7ZM59 143V145L57 146V142ZM60 141V142H59ZM63 143H62V142ZM116 143H115V142ZM132 141V142H131ZM135 141V142H134ZM137 141H138V144L139 145H137L136 143H137ZM141 141H143V142H141ZM146 141V142H145ZM213 143H212V142ZM219 141V142H220ZM247 141H249V143L247 144ZM252 141V144H250V142ZM109 142L111 143V144H109ZM129 142V143H128ZM142 144V146L143 145H145V146H143V149L142 148H140V147H142L141 146V144ZM209 142V143H208ZM263 142V143H262ZM3 143H6V144H3ZM109 145H108V144ZM114 143V144H113ZM133 143L135 144V145H133ZM145 143V144H144ZM206 143H208V144H206ZM212 143V144H211ZM237 143H238V145H237ZM117 144H118V146H117ZM146 144L148 145V146H146ZM151 144V145H150ZM215 144V145H214ZM242 144V145H241ZM247 146H246V145ZM262 146H260V145ZM8 145V146H7ZM52 145H54V147L52 146ZM113 145V147H111ZM153 145V146H152ZM218 147H217V146ZM250 145H252L251 147L253 148H251V152L249 151V148L247 149L248 151H246L245 150V147H248V146H250ZM48 146V145H47ZM46 146V147H47ZM59 147L58 149H60V146H61V149L62 148H64V153H62L60 150H58V149H56L57 147ZM95 146V147H94ZM97 146V147H96ZM134 146V147H133ZM140 146V147H139ZM216 146V147H215ZM229 146V147H228ZM245 146V147H244ZM53 147V150H55L56 152L55 153H59V155L62 153V154H64L65 155V153H66V156H67V159L65 160V159H63L64 157H66V156H64V157H62V156H60V158L58 157V159L54 156L55 155V153H54V151L53 150H51L50 148H52ZM145 147V148H144ZM169 149H168V148ZM174 147V151L172 150V148ZM214 147L216 148V149H214ZM223 149H222V148ZM231 147V148H230ZM233 147V148H232ZM256 147V148H255ZM262 148V149H260V148ZM55 148V149H54ZM68 148V150H66L65 151V149H67ZM120 148V149H119ZM131 148H132V150H131ZM138 148H140V149H138ZM166 148V149H165ZM171 148V149H170ZM206 148V149H205ZM137 149V150H136ZM193 149V150H192ZM221 149H222V151H221ZM227 149V150H226ZM257 149V150H256ZM98 150H100V151H98ZM124 152H123V151ZM126 150V151H125ZM145 150V151H144ZM173 151L172 153H171V151ZM204 150H206V151H209V152H206V151H204ZM216 150V151H215ZM221 151V153H220V151ZM224 150L228 153V155L233 159V157L235 158L236 156H238L239 157V160L241 159V160H243V161H239V160H237L236 158V160L235 159H230V157H228V155H226V153L224 152ZM229 150V151H228ZM245 150V151H244ZM253 150V151H252ZM254 150L257 152H254ZM53 151V152H52ZM61 153H60V152ZM84 152V151H82V153L81 154H79V156L80 155H84V153H85V155L86 154H88V152ZM118 151V152H117ZM141 151V152H140ZM175 151H177L176 152V154H175ZM200 151V152H199ZM213 152V154H218L217 156V160L218 161H216V157L215 158H213L214 157V155L212 156V157H210V159H208V161L206 162V158H205V154L206 153H210V152ZM242 151H244V152H242ZM49 152H51L50 154H49ZM68 152V153H67ZM116 152V153H115ZM122 152V153H121ZM132 152H133V155H132ZM134 152H135V155H134ZM170 152V153H169ZM183 154H182V153ZM206 152V153H205ZM249 152V153H248ZM57 153V154H58ZM238 153V154H237ZM241 153V154H240ZM243 153H248V154H250V155H248L247 154V157H250L251 156V154L252 155H254L255 156V158L256 157H258L259 158V156H261V158H262V160H263V162H262V160L261 161H259V159H258V161L260 162V165L258 164V162L256 161V159L254 158L253 160L254 161H251V163L252 164H250L249 162H250V159L248 160L247 159V161L246 162H248L250 165H253V168L248 164V163H245V166H244V164H242V162H244V160H246L245 158H246V154H243ZM259 153V154H258ZM56 154V155H57ZM94 156H93V155ZM113 154V155H114ZM128 154V155H127ZM130 154V155H129ZM137 154H139V157L137 156ZM163 155V156H161V155ZM172 154V155H171ZM174 154V155H173ZM200 154H202V156H204V157H202ZM244 155L243 157L241 156V155ZM263 154V155H262ZM112 155V154H111ZM170 155V156H169ZM176 155H179V156H176ZM187 155H188V157H187ZM224 155V156H223ZM70 156H71V158H70ZM94 158H93V157ZM121 156V157H122ZM131 158H130V157ZM133 156V157H132ZM161 156V157H160ZM174 156V157H173ZM253 156V157H254ZM73 157V158H72ZM76 157H78V159H77V161H76ZM110 158H111V156H109ZM128 157V158H127ZM137 157V158H136ZM177 157V158H176ZM220 157H222V160L224 161L225 160V158H226V160L222 163V160L220 159L219 160V158ZM223 157H224V159H223ZM230 159H228V158ZM245 157V158H244ZM252 156H251V158H253ZM35 158V159H34ZM43 158V159H42ZM45 158V159H44ZM56 158V160H54ZM75 158V159H74ZM143 158H142V160L141 161H143ZM202 158V159H201ZM207 158H209V157H207ZM37 159H38V161L40 160H42V161H44V162H42L41 161V163H38V161H37ZM69 159H70V163H66V162H64V161H69ZM104 159L106 160V161H104ZM113 159V158H112ZM114 159H118V158H114ZM135 159V160H134ZM139 160V162H138V160ZM181 159V160H180ZM186 159V160H185ZM203 161L202 163H201V160ZM23 160V161H22ZM35 160V161H34ZM59 160V161H58ZM73 160V164L71 163V161ZM88 160V161H89ZM100 161V163L101 164H105L103 167L105 168V170L104 171H102V169H104L102 166H99V161ZM102 160V161H101ZM228 160L230 161V162H228ZM21 161V162H20ZM146 161V160H145ZM200 161V162H199ZM213 161V162H212ZM216 161V162H215ZM236 161H238V163L236 162ZM19 162H20V165H19ZM46 162V163H45ZM57 162V163H56ZM77 162V163H76ZM93 162H95L94 163V167H95V169H94V171H93V168L94 167H91V165H93ZM205 162V163H204ZM211 162V163H210ZM227 162V163H226ZM232 162H234V163H232ZM60 165H59V164ZM62 163V164H61ZM77 165H76V164ZM98 164V166H97V164ZM136 165H135V164ZM141 163V164H140ZM213 163V164H212ZM223 165H222V164ZM228 163H230V165L228 164ZM237 163V164H236ZM241 163V164H240ZM257 163V164H256ZM71 164H72V166H71ZM76 166H75V165ZM138 164V165H137ZM206 165V167H205V165ZM227 164H228V166H227ZM238 164L240 165V168H239V166H238ZM256 164V165H255ZM51 165V166H50ZM74 165V166H73ZM134 165V166H133ZM195 165V164H194ZM215 165H217V166H215ZM226 165V167H227V169H226V167L224 168V166ZM232 165V166H231ZM234 165L236 166V167H234ZM241 165H242V167H241ZM257 165L259 166V168L261 169V175H260V169L259 170H257V169H255V168H257ZM64 166H66V167H64ZM121 166H120V168H121ZM185 166L186 167H191L192 165L191 164H188V165H186L185 164ZM196 166V167H197ZM230 166V167H229ZM247 166V167H246ZM72 167H74L73 169H72ZM117 167H119V165L117 166ZM213 167V168H212ZM217 167V168H216ZM220 167V168H219ZM236 168L235 170H234V168ZM246 167V168H245ZM248 167H250V168H248ZM71 168V169H70ZM84 170H82V169ZM102 168V169H101ZM107 168V169H106ZM246 169V171H245V169ZM19 169V170H18ZM65 169H67V170H65ZM92 169V170H91ZM98 169V170H97ZM204 169V170H203ZM214 169V170H213ZM240 169V173H239V170ZM243 169V170H242ZM254 169V170H253ZM14 170V171H13ZM24 170V171H23ZM64 170V171H63ZM91 173H88V171ZM95 170H97V172L99 173H97V172H95ZM230 170H231V172H230ZM252 170V171H251ZM7 171V172H6ZM23 171V172H22ZM68 171V172H67ZM76 171V172H75ZM82 171L84 172V173H82ZM210 171V172H209ZM218 171V172H217ZM228 171V172H227ZM233 171H235L234 173H233ZM238 171V173L240 174V175H238L236 172ZM250 171H251V173L253 172L255 175H256V171H259V172H257L258 173V175H259V177H258V175L257 176H254V174L252 173V175H253V177H257V178H255V180H256V182L254 183V179H253V177H252V175H250L251 173H250ZM37 172V173H36ZM66 172V173H65ZM70 172V173H69ZM94 172V173H93ZM243 172V173H242ZM247 172V173H246ZM36 173V174H35ZM67 173H68V175H67ZM87 173L89 174V175H87ZM95 173H97L96 175H95ZM108 173V172H107ZM215 173V174H214ZM230 174V177L228 178L227 176ZM234 175H233V174ZM244 173H245V176H243L244 175ZM77 174V175H76ZM80 174V175H79ZM94 174V175H93ZM164 174H166V172H164ZM224 174H228L227 176H225ZM231 174L233 175L232 177H234V179L231 177ZM235 174H237L238 176H236ZM75 175V176H74ZM87 177H86V176ZM94 176V177H96V178H93V177H90V181L89 180H87L88 179V177L89 176ZM99 175H101L100 177H99ZM106 175V176H105ZM152 175V176H151ZM225 176V177H227L228 179H230V180H227L226 178H223V176ZM71 176V177H70ZM82 176L87 180H85V179H83L82 178ZM149 176H150V178H152V181L153 182H155V174H154V176H153V174H149ZM222 176V177H221ZM237 177V180H236V177ZM241 176H242V178H241ZM262 176V177H261ZM55 177V178H54ZM214 177V178H213ZM244 177H246V178H244ZM249 177V178H248ZM252 177V178H251ZM15 178V179H14ZM41 178H42V180H41ZM78 180H77V179ZM102 178L104 179V180H102ZM157 178V177H156ZM218 178L220 179V180H218ZM221 178H222V180H224V179H226V180H224V183L225 184H223V181L221 180ZM239 178V179H238ZM260 178V179H259ZM81 179V180H80ZM91 179L94 181V183H96V187H94L93 188V185H94V183L91 181ZM94 179H96V180H94ZM100 179V180H99ZM194 179V180H193ZM253 179V181H251V180ZM262 179H263V182H261L262 181ZM85 180V181H84ZM233 180V181H232ZM236 180V181H235ZM248 180V181H247ZM257 180H259V183H258V181ZM28 181V182H27ZM41 181V182H40ZM43 181V182H42ZM69 181V182H68ZM83 184H81L80 182ZM83 181V182H82ZM108 181H110L109 183H108ZM161 181V182H160ZM160 183L158 182V184L159 185H162V184H164V178L162 177V178H160ZM230 181H232V182H230ZM26 182V183H25ZM45 182H46V184H45ZM88 182V183H87ZM89 182H91V183H93V184H91V183H89ZM230 183V185H235V186H237V187H239V191H240V194H239V192L237 193V194H239V195H237L236 194V198H237V200H238V198L239 199H241V200H238L237 201V203H235L236 202V198H231V196H230V194H227V192L225 191H223V189H226L227 191L230 189V185H229V183ZM236 182V183H235ZM253 182V183H252ZM49 183V184H48ZM86 183V184H85ZM98 183V184H97ZM227 183V184H226ZM234 183V184H233ZM252 183V184H251ZM256 183H258V185H259V188L258 187H256ZM31 184V185H30ZM87 184H89L88 186H87ZM211 184H213V185H211ZM237 184V185H236ZM244 184H245V186H244ZM256 184V185H255ZM262 184V185H261ZM58 185H60L61 186V188H59L60 186H58ZM209 185V186H208ZM227 185H229V186H227ZM246 185H248V186H246ZM255 185V186H254ZM57 186H58V188H57ZM81 186H82V188H81ZM100 188V191L98 192V195H97V191H95L94 190V192H93V189H96V190H99V188ZM210 186H211V189H213V190H211V191H209V189H210ZM217 186H221L222 187V192H221V190L219 189L218 190V187ZM261 186V187H260ZM32 188L33 190H35V191H43V194H44V198H43V202H42V204L41 205H39L38 207H39V210L37 209L38 207H36L35 205H34V203H32V202H24L23 201V193L25 192V190H28L29 188ZM45 189H44V188ZM84 187V188H83ZM85 187H87V188H85ZM92 187V188H91ZM207 187H209V189H207ZM213 187H215V188H213ZM226 187H228V188H226ZM247 187H250V189L249 188H247ZM253 187L256 189V191L258 190V191H260L259 193L258 192H256V191H254V189H253ZM263 187V188H262ZM98 188V189H97ZM202 188V189H201ZM247 188V189H246ZM262 188V189H261ZM15 189V190H14ZM46 189L49 191H46ZM56 189V190H55ZM67 189V190H66ZM78 189V190H77ZM207 189V190H206ZM247 190V193L244 191L243 192V190ZM251 189H253V191L256 193V194H251V192H250V190ZM17 190V191H16ZM84 190H87V191H84ZM92 190V191H91ZM206 190V191H205ZM214 190H216V191H214ZM217 190H218V192H217ZM45 191H46V193H45ZM58 191V192H57ZM144 191V190H143ZM147 191V190H146ZM146 191H144L143 193H145ZM207 191H208V193L209 194H206L207 193ZM252 191V190H251ZM83 192V193H82ZM203 192H205V194L203 193ZM213 192V193H212ZM241 192H243V194L241 193ZM49 193V194H48ZM55 193H56V195H55ZM85 193V194H84ZM225 193V194H224ZM248 194L247 195V197L245 196L246 194ZM64 194H65V196H64ZM78 194H84L85 196H87V198L89 197V198H93V200L92 201H88V199L87 200H85V201H83V200H79V198H78ZM219 194H221L222 196H223V198L225 199V200H228L226 203L224 202L223 203V199H222V197L219 195ZM257 194H259V195H257ZM260 194H262V195H260ZM69 195H70V198H68L69 197ZM93 195V196H92ZM221 197H219V196ZM229 196V198H231L230 200H233V202H231L230 203V200H229V198H227L228 196ZM240 195H242L243 197H241ZM3 196V197H2ZM19 196V197H18ZM20 196H22V198L20 197ZM105 196H107V195H105ZM143 196V195H142ZM210 196V197H209ZM214 196V197H213ZM262 198H261V197ZM10 197H11V201L13 202H11L12 203V205H11V203H10V200L8 201V204L6 203V201L8 200V199H10ZM18 197V198H17ZM55 197V198H54ZM59 197H62V199L61 198H59ZM189 197V198H188ZM194 197V198H193ZM217 197H219V198H217ZM233 197V196H232ZM259 199H258V198ZM17 198V200L15 201V199ZM66 198H67V200H70V201H67L66 200ZM77 200H76V199ZM104 198H107V199H105L106 201L108 200V202H110V204H109V206H112V205H115L113 202H111V199L109 200V198L108 197H104ZM141 198H143V197H141ZM140 198V199H141ZM217 198V199H216ZM242 198H244V199H242ZM22 199V200H21ZM71 199H73V200H71ZM187 199V200H186ZM194 199L196 200L195 202H194ZM246 199V200H245ZM49 200H50V202H49ZM52 200V201H51ZM53 200H55V201H53ZM63 200V202H60V201H62ZM66 200V201H65ZM220 201L221 203H222V205L220 204V202H218V201ZM260 200V201H259ZM2 201H4L3 203H2ZM18 201V202H17ZM22 201V202H21ZM48 201V202H47ZM78 201H82V202H79L78 203ZM183 201V203H185L186 204V206H187V208L189 209H187L186 208V206L183 204L182 205V202ZM187 201L189 202V203H187ZM192 201V202H191ZM198 201V202H197ZM258 201V202H257ZM263 201V202H262ZM26 203V204H24V203ZM47 202V203H46ZM59 202H60V204H59ZM65 202V203H64ZM66 202H67V204H66ZM70 204H69V203ZM77 202V203H76ZM86 202V203H85ZM140 202H143V200H140V201H138L137 202V204L139 205V204H141ZM177 202V201H176ZM217 204H216V203ZM230 203V205H229V203ZM240 202H241V205H240ZM20 203H23L24 205H22V204H20ZM27 203H29V204H27ZM53 203V204H52ZM72 203V204H71ZM75 203V204H74ZM131 202H129L128 204H126L127 206H128V208L129 209H131L130 207H131V205L132 204H130ZM169 203H171V202H168L167 204H169ZM191 203V204H190ZM196 203V204H195ZM233 203H235L236 205H234ZM239 203V204H238ZM247 203V204H246ZM252 203V204H251ZM256 203V204H255ZM257 203L258 204H262V207L261 206H259V205H257ZM50 204V205H49ZM62 204V205H61ZM66 204V205H65ZM130 204V205H129ZM189 204V205H188ZM195 205V208L196 207H200L199 209L202 211V212H200V214L201 213H209L210 214V216H219V217H216V224L217 225H219V230H216V231H212V232H206L205 230H203V229H201V227H200V229L198 228L199 227V225H198V222H199V220H198V212H199V210L198 209H196V210H198V211H196L195 212V209H194V211L192 212V211H190L191 209V206L190 205ZM204 204H206V205H204ZM214 204V207L213 206H211V205H213ZM234 206H233V205ZM252 205H254V207H255V209H254V207L252 206V208H251V206ZM47 205V206H46ZM49 205V206H48ZM53 205V206H52ZM75 205H77L76 207H75ZM93 205V206H92ZM197 205V206H196ZM209 205H210V207L212 208H210L209 207ZM227 205H229V206H227ZM244 205V206H243ZM256 205V206H255ZM41 206V207H40ZM55 206V207H54ZM67 208H66V207ZM96 206V208H94ZM101 207V209H98V207ZM185 206V207H184ZM236 207V208H233V207ZM257 206H259V208L257 207ZM52 209H51V208ZM58 207V208H57ZM63 207L65 208V209H63ZM84 207V208H83ZM92 209H91V208ZM113 207H115V206H113ZM190 207V208H189ZM203 207V208H202ZM206 209H205V208ZM224 207H226V208H224ZM227 207H229V209L227 208ZM240 207H244L243 209H242V211L240 210L241 208ZM245 207H246V209H245ZM249 209H248V208ZM9 208H11V209H9ZM74 208V209H73ZM222 208V209H221ZM231 208V209H230ZM7 209V211H10L9 213L7 212V211H5ZM22 209V210H21ZM89 209L91 210V212L89 211ZM94 209V210H93ZM96 209H98V211H96ZM180 209V210H179ZM183 209V210H182ZM211 209V210H210ZM215 209V210H214ZM225 209V210H224ZM227 209V210H226ZM232 209L234 210V209H236V210H234L233 212H232ZM245 209V211L246 210H248V211H243ZM259 209H260V211H259ZM37 210V211H36ZM63 210H65V211H63ZM85 210V211H84ZM104 210V211H105ZM138 210H141V211H138ZM169 210L171 211V214L173 215H171V214H169L170 212H169ZM222 212H221V211ZM228 210H230V211H228ZM253 211L252 213H250V211ZM255 210V211H254ZM5 211V212H4ZM41 211V212H40ZM85 213H84V212ZM96 211V212H95ZM178 211V212H177ZM220 211V212H219ZM257 211V213H254V212H256ZM15 212V213H14ZM39 212V213H38ZM67 212V213H66ZM74 214H73V213ZM93 212V213H92ZM135 212V213H134ZM142 212V213H141ZM228 212H230L229 214H228ZM240 212V213H239ZM262 212V214L263 215H260L259 217H261L262 216V218H259L258 216H257V214L258 213H261ZM25 214V215H23V214ZM30 213V214H29ZM77 213V214H76ZM88 213V214H87ZM98 213V214H97ZM145 213V214H144ZM189 213H190V215H189ZM193 213V214H192ZM195 213V214H194ZM238 213V214H237ZM244 213V214H243ZM248 213V214H247ZM254 213V214H253ZM8 214H10V215H8ZM95 214H96V216L97 217H95ZM135 214H139V215H141V216H136ZM143 214V215H142ZM151 216H150V215ZM154 215V220H151L153 217V215ZM156 214H157V216H156ZM179 214V215H178ZM197 214V215H196ZM214 214H216V215H214ZM223 214H225V216L226 217H223L224 215ZM233 214V215H232ZM240 214V215H239ZM5 215V216H4ZM8 215V216H7ZM68 215L70 216V218L68 217ZM86 215H87V217H88V215H89V217H90V215H91V217L90 218H87L86 217ZM150 216V217H148L149 219L147 220V219H144V218H146V216ZM174 215H176V216H174ZM182 215V216H181ZM193 215H196L197 217H192ZM202 215H206V214H202ZM201 215V216H202ZM223 215V216H222ZM230 215H232V216H234V217H232V216H230ZM236 215V216H235ZM26 216V217H25ZM40 216V217H39ZM45 216V217H44ZM60 216V217H59ZM94 216V217H93ZM137 217V219H139V217L140 218H142V219H144V220H146L145 221V223L141 220V219H139V220H137V219H135L136 217ZM145 216V217H144ZM188 216H190V219L191 220H189L187 217ZM229 216V217H228ZM240 216V217H239ZM255 217V218H253L252 219V217ZM1 217H2V219H1ZM38 217V218H37ZM56 217H58L57 219H59V220H56ZM85 217H86V219H85ZM152 217V218H151ZM166 217V216H165ZM173 217H174V219H176V217H177V219H179V221H181V222H177L176 220H173L172 221V219H173ZM183 217L184 218V220H185V222H184V224L186 225V226H188L189 228H187L184 224L182 225V221H183V219H181V218ZM234 220H232L231 218ZM239 217V219H238V221H237V218ZM257 217V218H256ZM13 217H12V219H14ZM32 218V219H31ZM53 218V219H52ZM54 218H55V220H54ZM73 218V219H72ZM74 218L76 219V218H78V219H76V221L74 220ZM101 219H102V216L100 217ZM151 218V219H150ZM187 220H186V219ZM192 218H194V219H192ZM197 218V220H195ZM218 218H220V219H218ZM230 218V219H229ZM245 219V221H243L244 219ZM248 218H251L250 220H248ZM14 219V220H15ZM22 219V220H23ZM35 219V220H34ZM38 219V220H37ZM42 219V220H41ZM44 219V220H43ZM70 219H72V221L70 220ZM81 219V220H80ZM92 219V221H90ZM157 219H160V220H157ZM223 219V221H220V220H222ZM256 219H259V220H256ZM23 220V221H24ZM46 220V221H45ZM73 220H74V225H73ZM83 220H85V222L83 221ZM87 220V221H86ZM168 220V221H167ZM172 221V223H176L177 225L175 226L174 224H172L171 223V221ZM189 220V222H187ZM194 220V221H193ZM219 220V221H218ZM228 220V221H227ZM254 220V222H252ZM260 220H262V221H260ZM43 221V222H42ZM45 221V222H44ZM78 221V222H77ZM84 222V223H82V222ZM89 221V222H88ZM99 221H100V219H99ZM149 221V222H148ZM153 222L154 224H152V223H150V222ZM155 221V222H154ZM156 221H159V222H156ZM176 221V222H175ZM193 221V222H192ZM196 221V222H195ZM198 221V222H197ZM240 221H242L241 223H240ZM52 222H54V223H52ZM65 222V224H63V223ZM71 222V223H70ZM140 222V223H139ZM148 222V223H147ZM226 222V223H225ZM228 222V223H227ZM229 222H231L230 224H229ZM234 222H236V223H238V224H241L242 225V230H241V232L239 231L238 233L240 234V237H237L236 238V236L233 234V237H235L234 239L233 238H231V236L229 235V234H231L229 231H227V226H232V225H235L236 223H234ZM4 223V224H3ZM35 223H36V225H35ZM56 223V224H55ZM58 223H60V225L58 224ZM179 223V224H178ZM181 223V224H180ZM187 223V224H186ZM190 223H192V224H194L193 225V229L191 228L192 227V224H190ZM246 223V224H245ZM46 224V225H45ZM62 224V225H61ZM128 224H130V225H132V228H131V226L129 225V226H127ZM146 224H147V226L149 225V227H147L146 226ZM151 224V225H150ZM163 226V225H165V226H167L168 228H169V230H168V228L167 227H162L161 225ZM226 224H229V225H226ZM253 226H252V225ZM256 224V225H255ZM73 225V227H76V228H71V226ZM76 225V226H75ZM83 225V226H82ZM86 227H85V226ZM87 225H89L88 227H87ZM135 227H134V226ZM171 225H173V226H171ZM189 225H191V226H189ZM5 226V227H4ZM8 228H7V227ZM59 226V228L57 229V227ZM68 226V228H66V227ZM82 228V230H81V228ZM126 226V227H125ZM162 228H161V227ZM198 226V227H197ZM245 226V227H244ZM247 226V227H246ZM137 227H139V228H137ZM152 227H154L155 228V230L152 228ZM184 227V228H183ZM195 227V228H194ZM197 227V228H196ZM221 227V228H220ZM47 228H48V230H47ZM49 228L50 229H52L51 231H53V232H50V230H49ZM57 229V231L58 232H55L54 233V230H56ZM77 228L79 229V230H77ZM131 228V229H130ZM135 228V229H134ZM146 228V229H145ZM151 228H152V230H151ZM165 228V229H164ZM171 228V229H170ZM192 230H191V229ZM223 228V229H222ZM224 228H226V229H224ZM6 229V230H5ZM62 229V231H63V233L60 231ZM70 229V230H69ZM74 229H75V231H74ZM88 229H89V231H88ZM140 229H142V231L140 230ZM149 229V230H148ZM160 229V230H159ZM163 229V232L161 231ZM185 230V232H184V230ZM188 229V234H187V230ZM198 229L200 230V232H198ZM222 229V230H221ZM10 230V231H9ZM47 231V232H45V231ZM66 230V231H65ZM77 230V231H76ZM84 230V231H83ZM87 230V231H86ZM113 230V231H112ZM116 229H113V227H111V230H110V232H114ZM135 230H137V231H135ZM139 230L141 231L140 233H139ZM158 230V231H157ZM256 230V231H255ZM259 230H261V231H259ZM69 231V232H68ZM72 231H73V233H72ZM79 231H82V232H86L85 233V235L82 237L83 239H85V240H81V241H79V239H76V238H79V237H81L82 235V232H80L79 233ZM135 233H134V232ZM150 231H153V234H152V232H150ZM157 231V232H156ZM169 231V232H168ZM202 231V232H201ZM205 233H204V232ZM224 233H223V232ZM226 231L229 233L228 235H226L225 236V234H227L226 233ZM251 231V232H250ZM43 232V233H42ZM48 232H50V233H48ZM60 232H61V234L62 235H58V234H60ZM134 233V235L137 233V235H135V236H133V233ZM146 232H147V234H148V238L151 236V238H149V240H150V244H149V240H145V238H147V236L146 235H144L143 233H145L146 234ZM156 232V233H155ZM167 232V233H166ZM195 234H194V233ZM198 232V233H197ZM243 232V233H242ZM254 232V233H253ZM260 232H262V234H260ZM3 233L5 234L4 236H3ZM11 233V234H10ZM50 234L49 236H48V234ZM67 233H68V235H67ZM70 233V234H69ZM76 233H79V234H76ZM83 233V234H84ZM129 235H128V234ZM131 233V234H130ZM142 233V234H141ZM158 233H160V234H158ZM163 233V234H162ZM191 233H193V235L191 234ZM216 233H217V235H221L220 237L219 236H216ZM256 233V234H255ZM57 234V235H56ZM66 234V235H65ZM76 234V235H75ZM151 234V235H150ZM200 234H201V236H200ZM206 234H208V235H206ZM241 234H244L245 235V237L243 236V235H241ZM248 234V235H247ZM252 236H251V235ZM56 235V236H55ZM73 235V236H72ZM81 235V236H80ZM91 235V234H90ZM140 235V236H139ZM155 235V236H154ZM158 235V236H157ZM160 235V236H159ZM198 235V236H197ZM206 235V236H205ZM214 235L216 236V237H214ZM232 235V234H231ZM12 236H14V238H15V240H14V238H12ZM48 236V237H47ZM59 236V237H58ZM61 236V237H60ZM72 236V237H71ZM127 236V237H126ZM129 236V237H128ZM145 236V237H144ZM157 236V237H156ZM192 236V237H191ZM194 236V237H193ZM225 236V237H224ZM246 239V237H247V239L246 240H244V238ZM254 236H255V239H254ZM56 237V238H55ZM135 237H138V238H135ZM195 237H197V238H195ZM206 237H210L209 238V240H210V242H209V240H208V242L210 243H207V241H205L206 239H208V238H206ZM223 237V238H222ZM230 239H229V238ZM242 237V238H241ZM14 240V242H16V244L15 243H13V240ZM54 238V239H53ZM132 238H133V240H132ZM135 238V239H134ZM152 238L154 239V238H156V239H154L153 241H152ZM186 238V239H185ZM195 238V239H194ZM199 238V239H198ZM205 240H204V239ZM215 238V239H214ZM217 238H219V243L218 242H215L216 240H217ZM225 238V239H224ZM230 240V241H234L235 240V242H230V241H228V239ZM239 238V239H238ZM240 238H241V240H240ZM252 238H253V240H252ZM55 240V241H53V240ZM62 239V240H61ZM74 239H76L75 241V243H77V245L79 246H77V245H75V243H74ZM87 239V240H86ZM192 239H194V240H192ZM198 239V240H197ZM224 240V241H222L221 242V240ZM238 239V240H237ZM6 240H7V242H6ZM59 240V242L60 243H62L63 244V246H64V244L65 245H67V246H64L65 247V249H64V247L61 245H59L58 244V241ZM66 240V241H65ZM91 240H92V242H91ZM127 242H126V241ZM138 242V244H137V242ZM140 240V241H139ZM142 240H144V242L142 241ZM187 240H189V241H187ZM200 240H202V241H200ZM236 240H237V242H236ZM242 240H243V243H239V242H242ZM253 242H255V243H253ZM84 241L86 242V243H84ZM88 241H90L91 243H88ZM133 241V242H132ZM134 241H135V244L136 245H138V246H135L134 245ZM185 241V242H184ZM230 242V244L228 243V242ZM239 241V242H238ZM245 241H247V244H246V242ZM2 242V243H1ZM19 242V243H18ZM53 242H55L54 244H56V245H52L53 244ZM64 242V243H63ZM72 242H73V244H72ZM95 242V243H94ZM147 242V243H146ZM152 242V243H151ZM165 242V243H164ZM180 242H183L181 245H180ZM187 242V243H186ZM194 242V243H193ZM225 242V243H224ZM251 242V243H250ZM18 243V244H17ZM71 243V244H70ZM79 243H84L85 245H87V246H85L84 244H80L79 245ZM144 243V244H143ZM157 243V244H156ZM161 245H159V244ZM162 243H163V246H165V247H162ZM168 243H173L174 245H167ZM176 243H178V244H176ZM206 243L208 244V245H210V246H206ZM214 243H216V245L214 244ZM236 245H235V244ZM11 244H13V246H15L14 248H13V246L11 245ZM90 244H93V246H94V248H93V246L92 245H90ZM130 244V245H129ZM142 244V245H141ZM146 244V245H145ZM148 244V245H147ZM153 244V245H152ZM154 244H156V245H154ZM165 244V245H164ZM188 245V247H186V246H183L182 247V245ZM190 244V245H189ZM232 244H234V245H232ZM244 245V246H246V247H243L242 245ZM256 244V245H255ZM5 245V246H4ZM52 245V246H51ZM76 247H75V246ZM127 245H129L128 247H127ZM131 245H134L133 246V248H131L132 246ZM150 245V246H149ZM177 245V247L179 246V248L177 249V247H175ZM194 245V246H193ZM223 245V246H222ZM238 245V246H237ZM4 248H3V247ZM68 246H70V247H68ZM74 246V247H73ZM141 246V247H140ZM149 246V247H148ZM152 246H153V251H155V253H153V252H151V253H149L148 251H147V249H149V248H152ZM154 246H157L156 248H154ZM159 246L160 247H162V248H159ZM167 246H168V249H166L167 248ZM170 246V247H169ZM199 247V249H198V247ZM219 246V247H218ZM222 246V247H221ZM232 246V247H231ZM234 246H235V248H234ZM242 246V247H241ZM247 246H249V247H247ZM250 246H252V247H250ZM256 246H257V248L258 249H256V251H254L253 249H255L256 248ZM263 246V247H262ZM61 247V248H60ZM68 247V248H67ZM86 248L85 249V251L86 252H83V250H81L82 252H80V251H76L77 250V248L80 250V248L81 249H83V248ZM89 247H91L90 249H89ZM136 247V248H135ZM138 247H140V248H138ZM144 247V248H143ZM146 247V248H145ZM172 247V249L174 250L173 252H170V250H172V249H169V248H171ZM175 247V248H174ZM186 247V248H185ZM193 247V249H191ZM195 247H197V248H195ZM200 247H201V250H200ZM206 247H209V249L211 248V250L209 251V249L207 250V253L209 252L210 254L212 253H216V251H217V254L219 255V257L220 258H223V259H226V258H231L230 259V261L228 260V259H226V260H223V259H220L219 257H218V255H216L215 254V256L214 255H212V260H210L211 258H209L211 255L209 254V255H207V253H206ZM213 247H215L214 248V251H213ZM226 247V248H225ZM254 247V248H253ZM12 248H13V250H12ZM62 249L65 253H69L68 255H70V256H68V255H65V253L63 252V251H61L60 252V250L59 249ZM76 248V249H75ZM88 248V249H87ZM131 248V249H130ZM181 248H184L183 249V251H181L180 249ZM203 248H205V249H203ZM224 248H225V250H224ZM238 248H239V250H238ZM240 248L242 249V250H244L245 248H246V250H247V253H245V250L244 251H242V250H240ZM16 249V250H15ZM119 249V250H118ZM133 249H136V251L135 250H133ZM156 249V250H155ZM161 249V250H160ZM176 249L178 250V252H183L185 255H186V257L184 256V255H182L181 253H179L178 254V252L176 251ZM197 251H196V250ZM215 249H218V250H215ZM227 249V250H226ZM233 249V250H232ZM249 249L251 250L250 252H249ZM260 249V250H259ZM5 250V251H4ZM67 250H69V251H67ZM73 250V252L71 253V251ZM75 250V251H74ZM103 250V251H102ZM133 250L134 251V253L135 254H139L138 256L137 255H135L134 253H133V251L131 252V251ZM142 251V253L144 252V253H146L145 255H144V253L143 254H141V251ZM160 250V251H159ZM180 250V251H179ZM186 250H188V251H186ZM196 252H195V251ZM220 250V251H219ZM223 250V251H222ZM11 252V254L10 253H8V252ZM18 251H20V253L18 252ZM88 251H89V253H90V251L92 252V251H95V253H88ZM96 251H98V252H96ZM137 251H139L138 253H137ZM212 251V252H211ZM219 251V252H218ZM228 251H229V253H228ZM81 253L82 255H80V256H82L81 258H80V256H79V260L80 261H78V259L76 260V258H78V256H75L76 254H74V255H72L73 253ZM160 252V253H159ZM166 252L167 253H170L169 255L168 254H166ZM174 252H176V254H174V255H172ZM193 252H195V255H194V253ZM225 252V253H224ZM226 252H227V254H226ZM233 252H234V255H229V254H233ZM240 252V253H239ZM249 252V253H248ZM263 252V253H262ZM23 253V254H22ZM56 253V254H55ZM58 253V254H57ZM88 254L89 256H90V260L88 261L85 257L87 256V255H85V257H84V254ZM98 253V254H97ZM131 253V254H130ZM153 253V254H152ZM187 253H189L190 255H187ZM220 253V254H219ZM222 253H224V255L226 254V256H224ZM242 253V254H241ZM256 253H258V254H261V255H257ZM10 256H9V255ZM20 254V255H19ZM104 254V255H103ZM128 254H130V256H129V259H128ZM151 254V255H150ZM154 254L156 255L155 257H154ZM160 256H159V255ZM179 256H178V255ZM181 254V255H180ZM248 254H250L249 256V258H248V260H247V262H246V258H247V256L246 255H248ZM252 254V255H251ZM253 254H255V256L256 257H254V255ZM2 255V256H1ZM3 255L5 256V257H3ZM7 255H8V257H7ZM78 255V254H77ZM106 255V256H107ZM111 255V256H110ZM113 255H115L114 257H116V258H114L113 257ZM153 255V256H152ZM163 255V256H162ZM176 255V256H175ZM16 256H18V257H16ZM20 256V257H19ZM61 256V258H59ZM71 256H73L72 258H70ZM93 258H92V257ZM127 256V259L125 258ZM165 256H167L166 258H164ZM178 256V257H177ZM181 256V257H180ZM183 256V257H182ZM189 256H192V259H191V257L189 258ZM228 256H230V257H228ZM231 256H233V257H231ZM235 256H236V258H235ZM237 256H240V257H237ZM242 256V257H241ZM260 258H259V257ZM2 257H3V259H5L6 258V260H3L2 259ZM75 257V258H74ZM83 257L86 259H83ZM113 259H112V258ZM132 257V258H131ZM140 257L143 259L144 257H145V261L144 260H142V259H140ZM146 257H148V258H146ZM151 257V258H150ZM154 257V258H153ZM170 257V258H169ZM172 257V258H171ZM175 257H177L176 258V260H175ZM261 257L263 258V259H261ZM8 258H11V259H8ZM48 258H49V260H48ZM52 258H55V259H61V260H63V261H61V260H55V259H52ZM103 258H105V259H103ZM138 258V259H137ZM156 258V259H155ZM158 258V259H157ZM185 258V259H184ZM251 258V259H250ZM8 259V260H7ZM51 259V260H50ZM64 259H65V261H64ZM68 261H67V260ZM91 259H92V261L93 262H91ZM118 259V260H117ZM133 259H135L136 261H135V263H134V261H133ZM147 259V260H146ZM148 259H149V261L150 262H148ZM167 259V260H166ZM169 259H171V260H169ZM172 259H174V260H172ZM182 259H183V263H182ZM190 259H191V261H190ZM245 259V261H243ZM15 260L16 261H18V263L17 262H15ZM21 260V261H20ZM84 260H85V262H84ZM95 260H96V262H95ZM99 260V261H98ZM101 260V261H100ZM123 260V261H122ZM124 260H127V261H124ZM142 260V261H141ZM155 260H156V262H155ZM165 260V261H164ZM190 262H189V261ZM261 260V261H260ZM30 262V263H28V264H32L33 262ZM47 261H49V262H47ZM83 263H82V262ZM106 261V262H105ZM157 261H160V262H157ZM184 261H186V262H184ZM214 261V260H213ZM223 261V262H222ZM226 261V262H225ZM255 261V262H254ZM261 263H260V262ZM7 262V263H6ZM66 262V263H65ZM68 262V263H67ZM70 262V263H69ZM138 262V263H137ZM144 262V263H143ZM179 262H181V263H179ZM196 263H202L201 261H195ZM208 262H206V263H208ZM242 262V263H241ZM246 262V263H245ZM77 263V264H78ZM140 263V264H141ZM204 263V262H203ZM202 263V264H203ZM205 263V264H206ZM33 264H35V263H33ZM74 264H76V263H74ZM125 264V263H124Z\"/></svg>",
    "mask_w": 264,
    "mask_h": 264
},
{
    "label": "clouds",
    "instance_id": "3",
    "mask_svg": "<svg viewBox=\"0 0 264 264\" xmlns=\"http://www.w3.org/2000/svg\"><path fill=\"white\" fill-rule=\"evenodd\" d=\"M131 3L125 8L131 9ZM119 22V17L111 16L110 24ZM90 26L82 28L89 30ZM131 67V63L124 58V53L111 46H98L91 57L89 71L99 78L105 77L112 69L119 68L121 75ZM111 78V77H109ZM59 83V78H57ZM116 94V90H111ZM142 93L139 88H134L130 94L119 95L116 99L119 116L130 117L136 124L139 119L140 130L145 134L162 141H171L175 137L185 136V150L195 146L204 148L203 138L198 133L190 132V122L187 117L188 102L182 106L175 99L165 98L148 107H141ZM251 92L246 94V99H252ZM32 103V101H28ZM16 108L11 101L0 102V125L14 130L16 124ZM117 116L113 114L109 120L114 121ZM108 121H105L107 123ZM16 142L27 158H39L46 147L44 137L38 131H23L16 136ZM113 147V145L111 146ZM175 167V165H172Z\"/></svg>",
    "mask_w": 264,
    "mask_h": 264
}]
</instances>
